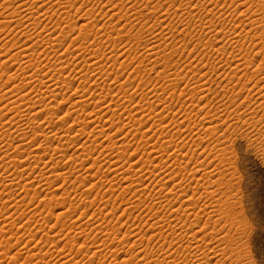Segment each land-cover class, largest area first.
Returning a JSON list of instances; mask_svg holds the SVG:
<instances>
[{"label": "rangeland", "instance_id": "obj_1", "mask_svg": "<svg viewBox=\"0 0 264 264\" xmlns=\"http://www.w3.org/2000/svg\"><path fill=\"white\" fill-rule=\"evenodd\" d=\"M13 1H15L14 2V4L12 5V4H10V8L9 7H6V8H8L9 9V11H8V9H6L5 7L3 8L2 6H0L1 8H0V49H2L3 50V53H4V55H5V57H7L8 56V54H9V52H12V51H14V52H18V49H20L21 47V45L24 43V42H27V41H29L30 40V43L28 42V43H26V44H23L22 46V49L24 48H28L27 46H29V47H31V46H33V51H36V53L37 54H43L42 56H41V58H40V60L41 59H43L44 60V58H46L45 59V61H43V60H38L36 63V66H38V67H36L35 69L36 70H34V71H37V69H38V71H40L39 73H41L42 72V70H43V72L41 73L42 75L43 74H46L48 71L49 72H51V73H53V74H55L54 75V77L55 78H59V71H57L58 69L60 70V66H59V64H58V61H57V59L55 58V57H59V56H61V53H60V55H59V53H57L56 54V56H55V54H54V52H53V50H50L51 49V44H53V43H51V44H48V43H46L47 42V40L48 39H46V37L48 38V36L49 35H51V34H53L52 35V39H55L56 37V39L58 40L59 38H60V36H61V33L60 32H63V31H65V32H67V31H71V29H70V24H68V23H71L74 27H76V30L74 31V32H77V33H79V30L80 29H82V30H80V31H82L83 32V30H87V28L89 27L90 29H92V32H91V30H88L89 31V33H90V35H93L92 37H94V38H92V39H94V40H91L90 41V43L91 42H93V41H95L96 40V44H95V46H96V48L97 49H94L93 48V50H92V52H98L97 54L99 55V57H100V59H99V65H100V68H103L104 67V69L101 71V72H103L104 70H105V72H103V74L105 73L106 75H107V73L108 72H111L112 74L113 73H116V71H119V75L121 74V72H123L121 75H123L124 74V76H122V78H120L119 80H123L124 82L123 83H121V81H118V82H116V84H113V83H115L114 81H113V83H112V81H109V84H108V86L110 85V88L109 87H105V88H103V89H98L97 87L95 88L94 86H92V88H90L91 87V85L93 84V83H95V81L96 80H98L99 79V77H101L100 75H98V74H96L95 73V75H92L93 76V78H91V80H86V82H85V79L83 78V80L81 79L82 77H80V74H79V70H80V67H82L83 66V64H85L84 62H83V60H86L87 58H89V55H91L90 54V52L89 51H87V45H88V47H90V43L88 44L87 42H85L84 40H83V38H81L80 37V39H79V43H77V41L76 40H72L73 42L75 41L76 42V45H75V42L70 46V43H71V41H70V43H68V44H66V42L64 43V46H63V49L66 51L67 50V47L68 46H70V47H68V49H69V51H68V53H70V50H71V53L72 54H74V55H71L70 56V62H71V64H69V65H67L68 63V61L64 64L65 65V67H66V69H69L68 71L69 72H67V73H65V75L64 76H67L68 74H70L69 75V77H67L68 79H66V80H68L69 81V83H70V81L72 82L71 83V85H72V87L71 86H69L70 88H68L70 91H68V89H67V87L65 86V88L67 89V91H66V89L65 88H63L62 90H64V91H62V90H59L58 91V93H62L63 95L61 96V93H60V95H59V97H58V102L55 100L52 104H55V107L51 104V108H50V116H52V114H54V115H57V116H55V118H54V120H55V123L56 122H59L60 120H62L61 118H66L67 120L70 118L69 116H71V121L73 122V121H75V123H72L71 122V124H68V125H66L67 127H69L70 125L72 126V128L71 127H69V128H71V129H73V128H76V130H79V126H78V124L77 125H75L77 122H78V120H79V122H83V123H85V124H90L89 125V127H95V126H102V124H104V121L107 119L106 117H105V115H107V114H114L113 112H116V114H115V120H113V123H115L113 126H111V127H115L116 129H117V127H118V131L116 130V132L119 134L120 132H121V130H123L122 128L120 129V127H119V124L120 123H123V127L124 128H130V131L132 132H129V133H127V136H129V137H131V138H129V137H126L125 135L124 136H122L121 138H120V140L119 141H116L115 139H114V137L116 136V135H118L117 133H112V136H105V133L106 132H110L111 131V128L110 127H108L109 125H112V124H104L103 126H104V129H101V128H99L100 130H103V132L105 131V133H103V134H97L98 136H101V137H99V139H98V141L100 142H98V141H96L97 143H95L94 145H96V144H98L99 143V145L100 146H98V145H96V147H97V149H99V150H102L101 148L103 147L104 148V146H105V144H107V146H108V148L110 149V145L112 144V147H114V150H115V154L114 153H112V152H108V151H106V150H109V149H107V146H106V150L104 151V153H103V155L100 153V151L98 150V152L96 153V155H93V158H94V160H95V158H96V162L94 163V165H96V166H94V168L92 167L91 168V165H93L92 163L94 162V160H93V158H91L92 159V163H91V165H89V168H91L92 169V172H90L91 174L90 175H88L89 173H86L87 171L86 170H84V169H82L83 167H81L80 165H81V163L80 162H82V159H83V157H82V154H81V159L78 157H76L74 160H73V157L71 158L70 156L71 155H73L74 154V151L75 150H77L82 144H83V142H85L87 139L86 138H84V140H83V136L81 137L82 138V140L80 141V143L78 144H76L73 148L71 147L69 150H68V155L65 157V159L63 158L62 159V165H64V168H63V170H61V172H59L60 170H58V172H56V174H58V175H60V179L58 180V178H55V177H50L51 179H47L46 178V176H45V178H42V177H40V175L39 174H37V177H34L33 179H29L30 177H27V176H25V177H23V178H20L19 177V174L16 176V175H12V174H10L9 172L10 171H14V169H12V167H10L9 168V170L6 172V171H3V170H6V168H5V163L6 162H8L10 159L8 158V159H6L5 161V163L2 161L1 162V160L2 159H0V193H2V194H0V215L2 216L1 218H0V220L1 221H3L4 220V218L3 217H5V218H7V217H10L9 218V220H11V221H16V220H18L17 218H19L18 216L19 215H21L22 214V210L24 211V212H26L27 213V217H28V219H29V217L32 215V216H34L33 218H30V220L31 219H34V220H31L32 222H33V226L34 227H32L31 228V230H33V234L36 236H39V240L36 242V249L35 250H33V249H31L32 251L31 252H34L35 254H37L39 251H42V252H39L38 254H37V256L39 257H36L35 259V262L36 261H40L39 262V264H73V263H75V264H77L78 262V264H80V262L83 264H88V261H90L91 259H94L95 258V256H93V257H89V258H87V260H85V259H75V258H77L78 256H79V254H80V252L81 251H83V249H84V247H86V246H88V245H90L91 244V246H93L92 248H96L97 246V243H96V241H97V238H98V241L101 243V244H99V248L97 249V251L100 249V250H103V253H105V254H107L108 256H112V254H114L113 256H114V258L116 259H114V258H112L113 260V262L112 261H110L111 263L110 264H114V260H115V264H119L118 262H120V260H122L120 263H122L123 262V259L124 260H126L127 258H128V254H131V253H133L132 251H133V248H134V246H136V245H138L139 243H138V241H140V242H146L147 241V239H148V241H150L151 239V235H150V233H152L153 231H150V233H148V234H146L147 235V238L146 237H144L143 236V238H142V236H138V234H140V233H138V232H141V230H143L142 232H144V233H147V232H149V231H147V230H149V228H152L154 225L153 224H155L156 225V222H158V220L161 218V217H163V216H167V217H169V218H171L172 220H173V218H172V216L170 215V203H169V201H168V199L166 198V195H164V197H163V195L162 196H160V198L157 196V193H158V195H161V194H165V192H166V194L167 195H171V194H173L176 190V187H177V185H176V187H175V183H173L174 181H176L177 180V178H179V181H180V184H182V185H184L186 188H185V190H187V187H188V189H190V190H192V192H193V189H194V191H197L196 190V188L198 189V188H200L201 186V184H202V180L200 179H196L195 180V184L198 186H196V188L195 187H192V186H190V184H189V182H188V174L187 173H185L186 172V170L184 171V169H183V171L181 170H179V167L181 166V164H179V163H171L170 165L173 167H171L170 165L167 167L168 169H165V167H164V165L162 164V167L160 168V167H158L159 169H156L157 171H159V172H161V175L160 176H157L155 173L157 172L155 169H153V167L154 166H156V165H158L157 163H156V161L158 160V161H160L159 159V157H157V155L155 154V153H152L153 152V150H157V148L159 147V149L161 148V146L163 145L164 146V142H160V140H161V138H163V134H165V133H167L168 134V132H167V130L165 129V131L164 132H161L162 130H161V126L163 125H159L158 123H156V121L158 120V119H156V118H161V119H163L164 118V115H165V112L167 113V115H165V118H164V120L165 119H167L168 120V118L169 117H171L172 115V117H174V119H175V121L177 122V120H176V117H177V114H175L179 109H180V107H181V109L183 110L182 111V113H185L184 112V110L186 111V112H189L188 110H190V115L191 116H193L195 119H196V116H197V114H195L194 112H193V107H195L194 105V103H193V101H196L195 103L196 104H198L199 103V99L197 100V96L200 98V95L199 94H195L196 96L195 97H193V99L191 98V96L190 95H187L186 96V100H185V96L183 97L182 95H181V92H177L176 90H175V88L173 89L174 91H173V93H172V95H170L169 96V103H167V104H165L164 105V107H166V109L168 108L170 111L168 112V110H165V112H158V114H157V110H159V109H157L159 106H154L155 108H151V107H149V104L148 103H153L152 102V100L154 101V100H156L155 102L157 103V104H160L161 102L159 101V99H160V94L161 93H163V92H165V90L167 91V86H169V83H167L166 81H164V79H161L162 77H163V73L166 71L167 73H175V71H176V69L177 68H182L183 67V65H188V64H190V65H188V66H195L196 67V65H199V67H201V66H204L205 67V65L207 66V72L208 73H210L211 74V76H210V74H208V78L207 79H209L210 80V88H211V93H213L212 95L210 94L209 96H211L212 97V99H208L209 101H207V102H210V105L208 104L207 106H205V108H208V107H210V106H213V105H219L218 104V101L216 102V100L214 99V95H216L218 92H221L222 90H223V88H222V90H221V87L218 85L219 84V82H221L222 80H223V78H225L226 77V75L225 74H223V73H225V71H226V68H227V66L228 65H225L226 63H225V61H227L226 59H229L230 58V60H232V57L230 56V57H227L226 55L230 52H228V53H226L225 55H222L221 56V58L222 57H224L223 59H224V63H219V55H218V58H217V56L216 55H213L214 54V52H213V48L212 47H214V46H216L217 44V40L218 39H216V38H213L210 34H209V29H211L212 30V26H211V24H210V20H212V21H214L213 22V24L214 25H216L215 23H217L219 20H220V24H221V19H222V23H224V21H225V16L226 17H228L229 18V20H228V18H227V20L229 21V23H228V25L226 26L225 25V23L222 25V26H225L227 29H228V31L231 29L232 30V28H234L235 30L237 29V26H238V34L240 35L239 36V46L240 47H236V46H238V45H236V46H231V51L233 50V52L235 53H242V54H244V58H245V61L247 62L248 61V57H247V51H248V48H246L245 46L246 45H249L250 46V44H249V42L250 41H254V40H256L257 38H259L260 40H261V42L262 43H264V0H248V3H247V6H243V7H245L244 8V14L242 13V15H241V13H240V15H239V17H238V19L240 20V24L239 25H236L235 24V20H234V17H236V14L239 12V8L238 9H236V8H228V7H225V8H223V10L224 11H226V13L225 12H223V10H222V8H217L218 10H216L215 12L217 13H215V15L213 14V15H211V17L209 16L208 17V21H207V23H209V25L207 24V23H204V21L202 22V21H200L199 20V22H197V20L198 19H194V23L196 24V25H194V23H193V18L191 17V20H190V17L189 16H187V14H188V10H191V8H189V6H186V0H182V3L184 4V6H183V4L180 2V0H177L178 2H175V3H173L172 2V0H108V2H109V4L111 5V4H115V7H110L107 11H105L104 10V7H103V5L100 3V0H91V4H90V6H89V8H88V11L86 12V13H84L83 15H79V13H80V10L79 9H77V15H79V20L81 21V23H83V27L82 28H80V27H77L76 25H77V21H76V19H75V17H73L71 14H70V12L67 14V15H64V14H66L65 12H67V11H65L64 10V5H66V4H64L65 2H63V0H61L62 2H60V3H57L56 1L57 0H45V1H43V3L41 4L39 1L38 2H36L35 0H27L28 1V7L29 8H31L32 6H34L35 8H34V10H32V11H35L36 9V11L35 12H33V14H31L32 13V11L28 8V7H26V8H23V9H29L30 11H26L27 13H29V14H27V15H24V14H26V12L24 11V12H22V13H20V15H18V16H15V17H12V18H10L9 20L8 19H5L7 16H9V14L14 10L13 8L11 9V7H13L14 6V8L17 6V5H19L20 3H22V2H20V0H13ZM17 1V2H16ZM122 1V2H121ZM127 1V2H126ZM134 1V2H133ZM145 1V2H144ZM176 1V0H175ZM190 1V0H189ZM195 1H197V0H195ZM206 1L207 2H211V1H213V0H202L201 2L202 3H206ZM220 1V0H219ZM226 2H225V4H227V3H230L231 2V0H225ZM35 2V3H34ZM44 2H46V4H45V6H44ZM112 2V3H111ZM148 2V3H147ZM150 2V3H149ZM157 2V3H156ZM164 2V3H163ZM166 2V3H165ZM182 4V5H180V3ZM238 2H239V0H238ZM237 2V3H238ZM252 2H253V4H252ZM18 3V4H17ZM32 3V4H31ZM134 3V5L132 6V4ZM146 3V4H145ZM161 5H160V4ZM180 6H178L177 4ZM197 3V2H196ZM261 3V4H260ZM16 4V5H15ZM23 4V3H22ZM31 4V6H29ZM34 4H36V5H34ZM40 4H41V6H43V9L41 8V6H40ZM61 4V5H60ZM69 7H70V5H71V2H70V0H69ZM68 4L66 5L67 7H68ZM129 4H130V7L132 6V7H134L135 6V8H134V13H133V11L131 10L130 11V7H129ZM149 4H150V6H149ZM158 4V5H157ZM166 4V5H165ZM173 4H176L175 6L173 5ZM259 4V5H258ZM0 5H1V2H0ZM12 5V6H11ZM38 5V6H37ZM83 3H81V9L83 8ZM138 5V6H137ZM169 5V6H168ZM172 5V6H171ZM251 5V6H250ZM7 6H9V4H7ZM50 6V7H49ZM63 6V7H62ZM72 6V5H71ZM124 6V7H123ZM137 6V7H136ZM168 6V7H167ZM174 7V8H171V7ZM186 6V7H185ZM197 6V5H196ZM202 6V7H201ZM242 6V5H241ZM121 7H123V8H121ZM128 7V8H127ZM158 7V8H157ZM160 7V8H159ZM178 7L180 8V10H178L177 11V9H178ZM183 7V8H182ZM187 8V9H185V8ZM200 7L201 8H203L204 6L201 4L200 5ZM51 10H50V9ZM60 8V9H59ZM71 8V7H70ZM69 8V9H70ZM114 8V9H113ZM170 8V9H169ZM177 8V9H176ZM189 8V9H188ZM248 10H247V9ZM256 8H257V11H256ZM258 8H260V9H258ZM22 9V8H21ZM20 9V10H21ZM23 9H22V11H23ZM33 9V8H32ZM183 9V10H182ZM231 9V10H230ZM237 11H236V10ZM255 9V10H254ZM94 10V11H93ZM113 10V11H112ZM141 10V11H140ZM155 12H154V11ZM156 10H157V12H156ZM185 10V11H184ZM222 10V11H221ZM234 10V11H233ZM7 11V12H6ZM45 11H47V12H44ZM57 11V12H56ZM64 11V12H63ZM126 11H129V14H128V12L126 13ZM164 11H165V13H164ZM169 11V12H168ZM187 11V12H186ZM192 11V10H191ZM231 11H233L232 13H230ZM245 11H249V12H245ZM255 11V12H254ZM263 11V12H262ZM31 12V13H30ZM41 12H43V14L44 15H41ZM179 12H185L184 14H183V16L182 15H179V14H174V13H179ZM47 13V14H46ZM63 13V14H62ZM130 13H132V14H135V16L134 15H132V14H130ZM156 13H157V15H156ZM162 13V14H161ZM218 13H219V15H218ZM225 13V14H224ZM252 13V14H251ZM6 14H8V15H6ZM23 14V15H22ZM39 14V15H38ZM54 14V15H53ZM161 14V15H160ZM167 14H168V16H167ZM29 15H30V17H29ZM113 15V16H112ZM129 15V16H128ZM148 15V16H147ZM170 15V16H169ZM228 15V16H227ZM231 15V16H230ZM246 15V16H245ZM251 15V16H250ZM5 16V17H4ZM23 16V17H22ZM24 16H26L27 18L25 19V17ZM47 16V17H46ZM113 18H112V17ZM123 16L124 17H126L125 19H128V21H126L125 19H123ZM128 16V17H127ZM144 17V19L142 18L140 21H139V19H140V17ZM148 17V18H146L147 19V21H146V19H145V17ZM151 16V17H150ZM172 16V17H171ZM177 16V17H176ZM185 16H187V17H185ZM221 18H220V17ZM249 16V17H248ZM52 17V19H50L49 20V18H51ZM119 17V18H118ZM121 17V18H120ZM130 17V18H129ZM138 18V20H137V18ZM182 17V18H181ZM185 17V18H184ZM251 17V18H250ZM3 18H4V20L6 21L4 24H6V23H8V22H10L11 20H13V21H11V24L14 22V24L13 25H11V28H5V27H7V26H5V25H3V24H1V22L3 23L4 22V20H3ZM28 18H30L29 20H28ZM89 18H90V20H89ZM165 20H164V19ZM218 18V20L216 21V19ZM246 18V19H245ZM21 19V20H20ZM56 19V20H55ZM65 19V20H64ZM151 19V21H148V20H150ZM180 19V20H179ZM224 19V20H223ZM60 20V21H59ZM117 20H118V22H117ZM122 20V21H121ZM139 21V22H137V21ZM145 20V21H144ZM166 20H168L169 21V23L166 21ZM233 20V21H232ZM252 20V21H251ZM17 21V22H16ZM37 23H36V22ZM59 21V22H58ZM97 21H99L100 22V24H107V25H105V26H102V27H100L99 26V24H97ZM113 21H115V22H117L116 24H119V29H121L120 28V25H121V22H122V24L125 26V24L126 25H132V28H134V24L133 23H139V25H135L136 27V29L134 28L132 31H131V28H129V27H125V29H124V31L126 30V35L125 36H123L122 38H116V42L113 44V42L115 41V38H114V40H113V42L111 43V44H106L107 46H100V45H97L98 43H100V42H102L101 40H99V41H97L99 38L101 39L102 37H99V35L100 36H102L101 35V33L103 34L104 32H106V31H104V27H106V26H108V27H106V28H108L109 30H110V27H109V25H113L114 23H113ZM130 21V22H129ZM135 21V22H134ZM216 21V22H215ZM50 22V23H49ZM124 22H125V24H124ZM145 22V23H144ZM256 22V23H255ZM19 23V24H18ZM25 23L28 25L27 27H24V25H25ZM29 23V24H28ZM35 23V24H34ZM46 23V24H45ZM57 23H59L58 25H57ZM111 23V24H110ZM128 23V24H127ZM130 23V24H129ZM136 23V24H137ZM254 23L256 24V25H254ZM32 24V25H31ZM109 24V25H108ZM157 24V25H156ZM163 24V25H162ZM192 24H193V26H192ZM198 24H199V26L200 27H197L198 26ZM201 24V25H200ZM245 24H247V26L245 25ZM3 25V26H2ZM17 25V26H16ZM35 25V26H34ZM84 25H85V27H84ZM162 25V26H161ZM165 25H166V27H165ZM14 26V27H13ZM58 26V27H57ZM156 26V27H155ZM177 26H182L183 28H184V32L183 33H179L178 32V30H177ZM187 26V27H186ZM205 28H209L208 30V35H207V39H206V37H205V32H204V30L203 29H205ZM208 26H210V27H208ZM236 26V27H235ZM1 27H3V28H1ZM19 27V28H18ZM42 27V28H41ZM47 27V28H46ZM154 27V28H153ZM203 27V28H202ZM245 27V28H244ZM14 28V29H13ZM35 28H37V30L35 29ZM65 30H64V29ZM88 28V29H89ZM99 28V29H98ZM101 28H103V30L101 29ZM105 28V29H106ZM129 28V29H128ZM142 28V29H141ZM151 28V29H150ZM164 28V29H163ZM189 28H191V30H189ZM199 28V29H198ZM202 28V29H201ZM251 29V31H249L248 29ZM3 29V30H2ZM9 29H11V30H9ZM25 29V30H24ZM34 29L36 30V31H34ZM46 29V30H45ZM54 29V30H53ZM101 29V30H100ZM138 29V30H137ZM152 29H155V30H152ZM19 30V31H18ZM98 30H100V33H99V31ZM107 30V29H106ZM127 30H130V32L128 31L127 32ZM152 30V31H151ZM3 31V32H2ZM28 33H27V32ZM102 31V32H101ZM123 31V32H124ZM242 31V32H241ZM18 32V33H17ZM22 32L26 35V36H28V37H25V35H23L22 34ZM95 32H96V35H95ZM158 32V33H157ZM27 33V34H26ZM58 33H60L59 35H58ZM84 33V32H83ZM97 33H99V34H97ZM153 33V34H152ZM253 33H256V35L254 36L253 35ZM30 34V35H29ZM70 34L72 35V33L70 32ZM79 34H81V32L79 33ZM155 34V35H154ZM247 36H246V35ZM21 35H23V36H21ZM39 35V36H38ZM70 35V36H71ZM153 35V36H152ZM184 36V39H180L179 40V45H177V39L179 38V36ZM241 35L243 36V37H241ZM13 36V37H12ZM56 36V37H55ZM172 36V37H171ZM14 38V40L16 41H12V38ZM99 37V38H98ZM136 37V38H135ZM156 37V38H155ZM191 37V38H190ZM11 38V39H10ZM28 38V39H27ZM44 38V39H43ZM173 38V39H172ZM243 38V39H242ZM17 39V40H16ZM55 39V42L54 43H59V41H57ZM82 39V40H81ZM152 39H153V41H152ZM156 39V40H155ZM158 39V40H157ZM210 39V40H209ZM3 40V41H2ZM8 40H10L9 42H7ZM31 40H32V42H31ZM69 40V38L67 39V41ZM149 40V41H148ZM171 40V41H170ZM241 40V41H240ZM6 41V42H5ZM128 41V43H126ZM185 41H188L189 43H191V42H195V44H194V47H192L191 49H189L188 48V44H186L185 43ZM13 44H12V43ZM15 42V43H14ZM35 42V43H34ZM39 42V43H38ZM83 42V43H82ZM84 42L86 43V44H84ZM103 42H105V41H103ZM175 42V43H174ZM207 42V43H206ZM209 42V43H208ZM215 44H213V43ZM131 43V44H130ZM198 43H199V45H198ZM201 43V44H200ZM203 43V44H202ZM205 43L207 44V45H205ZM220 43V42H219ZM241 43V44H240ZM244 43V44H243ZM8 44V45H7ZM16 44V45H15ZM33 44V45H32ZM43 44V45H42ZM84 44V45H83ZM112 44H113V47H112ZM146 44H149V45H147L146 46ZM150 44H151V46H150ZM156 44V45H155ZM157 44H158V46H157ZM159 44H161V45H159ZM208 44L210 45V46H208ZM214 46H213V45ZM59 45V44H58ZM58 45H56V46H58ZM83 45V47H85V49H80L79 47H81ZM92 46H93V44H91ZM156 46L157 48L159 47V52H160V54L158 55V56H156V57H152V58H150V56L149 57H147V50H149V48H151L152 46ZM166 45H169V46H166ZM173 45V46H172ZM197 45H198V47H197ZM202 45V46H201ZM242 45V46H241ZM17 46V47H16ZM26 46V47H25ZM40 46V47H39ZM50 48H49V47ZM73 46H75V50H73ZM203 46H204V48H203ZM11 47H13V48H11ZM15 47V48H14ZM82 47V48H83ZM101 47V48H100ZM144 47H146V48H144ZM168 47V48H167ZM171 49H170V48ZM203 48V52H199V53H197V49L198 48ZM230 47V46H229ZM44 48V49H43ZM120 48V49H119ZM138 48V49H137ZM156 48V49H157ZM175 48V49H174ZM235 49V51H234V49ZM79 49V50H78ZM91 49H92V47H91ZM99 49L101 50V51H99ZM114 49V50H113ZM144 49H145V51H144ZM164 49V50H163ZM239 49L241 50V51H239ZM84 50V51H83ZM112 50V51H111ZM162 50H163V52H162ZM166 50V51H165ZM205 50V51H204ZM209 50H211V51H209ZM44 51V52H43ZM48 51H49V53H50V51H51V53L50 54H54L53 56L52 55H47L46 53H48ZM73 51V52H72ZM110 51V52H109ZM126 51V52H125ZM176 53H175V52ZM261 51H264V48H262L261 49ZM39 52H42V53H39ZM46 52V53H45ZM88 52H89V54H88ZM103 52V53H102ZM108 52V53H107ZM143 52V53H142ZM165 52V53H164ZM205 52V53H204ZM210 52V53H209ZM111 53V54H110ZM115 53V54H114ZM122 53H124L125 55H124V57H122V56H120L121 58H119V57H117V56H119V55H122ZM129 53V54H128ZM185 53H187V55H185ZM193 53H197L196 54V57L193 59L192 58V54ZM211 53H213L212 55L214 56H212L211 55ZM235 53V54H236ZM47 56H46V55ZM82 54V55H81ZM93 54V53H92ZM127 54H128V56H127ZM163 54V55H162ZM16 55V54H15ZM15 55H13V56H15ZM58 55V56H57ZM77 55H79V57L78 58H75L74 56H77ZM104 55H105V58H104ZM140 55V56H139ZM237 55V54H236ZM80 56H82V57H85V59H81V57ZM111 56V57H110ZM127 56V57H126ZM136 56V57H135ZM145 56V57H144ZM212 56V57H211ZM216 56V57H215ZM10 57H12V56H8L7 57V59H9ZM49 57V58H48ZM52 57V59H50ZM118 58V59H116V61H112V60H115V58ZM130 57V58H129ZM13 58V57H12ZM17 59H15V58H13V60H11V58L9 59L10 60V62L8 63L7 61H6V66L7 67H9V68H12L13 67V65H14V67L15 68H19V63L18 62H20V61H18V59L20 60V58L19 57H16ZM50 59V60H48V59ZM74 58V59H73ZM104 58V59H103ZM108 58L109 59H111V61H107L108 60ZM124 58H128V60L129 61H126V65L127 66H129L128 68H127V70H123L124 68H121L120 66H119V63H122L121 61H123V60H126V59H124ZM139 58V59H138ZM202 58V59H201ZM216 58V59H215ZM75 59H78V60H75ZM120 59V60H119ZM152 59H154V60H152ZM204 59V60H203ZM207 59V60H206ZM8 60V61H9ZM48 60V61H47ZM81 60V61H80ZM100 60H102V61H100ZM117 60H119V61H117ZM133 60H134V62H133ZM229 60V61H230ZM239 60V59H238ZM16 61H17V63H16ZM40 61V62H39ZM49 61H52L51 63L49 62ZM105 61H107V62H105ZM137 61V62H136ZM145 61V62H144ZM156 61V62H155ZM193 61V62H192ZM202 61H204L203 63H202ZM210 61V62H209ZM39 62V63H38ZM73 62V63H72ZM76 62L77 63H80L79 64V66H77V64H76ZM102 62V63H101ZM115 62V63H114ZM143 63V64H138V63ZM166 62V63H165ZM207 62V63H206ZM112 63V64H111ZM117 63H118V65H117ZM129 63V64H128ZM146 63H147V65H146ZM199 63V64H198ZM212 65H211V64ZM230 63V62H229ZM231 63H232V61H231ZM17 64V65H16ZM42 64V65H41ZM45 64V65H44ZM57 64V65H56ZM137 64V65H136ZM156 64V65H155ZM194 64V65H193ZM196 64V65H195ZM5 65H2V66H0V68H3V67H5ZM12 65V66H11ZM75 65V66H74ZM103 65V66H102ZM140 66V67H137V66ZM211 65V66H210ZM220 65V66H219ZM223 67H222V66ZM11 66V67H10ZM44 66H47V67H44ZM57 67V69H56V67ZM73 66V67H72ZM112 66H113V69H112ZM119 66V67H118ZM144 66H146V67H144ZM150 66V67H149ZM155 66V68L153 69V67ZM178 66V67H177ZM218 66V67H217ZM234 65H232V67H233ZM50 67V68H49ZM54 67V68H53ZM69 67V68H68ZM143 69H142V68ZM225 67V68H224ZM242 67H243V65H242ZM15 68H13L12 70V72L10 73V74H13L12 76H20V77H24L23 76V73L21 72V71H17V69L15 70ZM40 68H42V69H40ZM47 68H49V69H47ZM107 68V69H106ZM120 68V69H119ZM134 68V69H133ZM142 69L141 71H140V69ZM146 68V69H145ZM163 69V71H160V72H157L156 70L157 69ZM210 68H212V69H210ZM218 68H219V70H218ZM223 68V69H222ZM229 68H230V64H229ZM52 69V70H51ZM72 69V70H71ZM135 69H139L138 70V72L140 71V73L141 74H139V75H137V70H135ZM151 69V70H150ZM172 69V70H171ZM183 69H184V67H183ZM183 69L180 71V72H183ZM210 69V70H209ZM214 69H216V70H214ZM225 69V70H224ZM241 69V68H240ZM244 70V72H245V74H244V76H242L241 74H240V77L242 78V82L244 83V80H245V82H247V84H249L251 81H252V79H255V77H256V73H252L251 75H249L248 74V72H249V70L247 69V68H243ZM111 70V71H110ZM133 70H135V72H133L134 73V75H133V73H131ZM145 70V71H144ZM149 70V71H148ZM217 70H218V73H216L217 72ZM37 71V72H38ZM54 71H57V73L56 72H54ZM106 71H108V72H106ZM113 71H115V72H113ZM152 71V72H151ZM213 72V71H216L215 73L213 72V73H211V72ZM222 71H224V72H222ZM14 72H16V75L14 74ZM71 72V73H70ZM125 72V73H124ZM144 74H143V73ZM146 72V73H145ZM149 72V73H148ZM185 72V71H184ZM183 72V73H184ZM220 72V73H219ZM19 73V74H18ZM21 73V74H20ZM53 74H49L50 75V77H53ZM78 74V75H77ZM104 74V75H105ZM108 74H110V73H108ZM131 74V75H130ZM147 74H149L148 76H147ZM153 74H155V76H156V79L155 80H153L152 79V75ZM217 74H219L220 76L218 77V75L216 76ZM222 74V75H221ZM27 75H29L28 73H27ZM26 75V76H27ZM31 75V74H30ZM142 75V76H141ZM145 75V76H144ZM61 76V75H60ZM73 76V77H72ZM76 78H75V77ZM77 76H79V77H77ZM90 76H91V74H90ZM129 76V77H128ZM134 76V77H133ZM192 76V77H191ZM191 76L189 75V77L187 78V79H190V81H192V82H195L193 79V74H191ZM225 76V77H224ZM247 76H249V77H247ZM252 76V77H251ZM255 76V77H254ZM95 77H97V78H95ZM127 77V78H126ZM132 79H131V78ZM218 77V78H217ZM63 78V77H62ZM129 78V79H128ZM191 78H192V80H191ZM72 79V80H71ZM79 81H78V80ZM96 79V80H95ZM101 79V80H100ZM99 80H98V83L100 82H103L102 81V77L100 78ZM185 80L184 81V83L182 84L183 86L184 85H187L186 83H188V84H192V82H190V81H188V80ZM247 79V80H246ZM248 79H249V82H248ZM251 79V80H250ZM264 77H262V78H260V79H256V83L255 84H253L252 86L254 87L255 85H257V84H259V85H257V87H254L252 90L253 91H251V92H248V91H250V90H247L246 89V91L244 90L243 91V93H241L242 95H244V97H245V103H247L248 104V107L245 109V114L244 115H250L251 113H252V111L254 110L253 108H255L256 110H258L259 108V111H258V113H257V111H256V113L254 114V117H256V118H253V116L252 115H250V117H251V120H252V123L249 121V123H251V125H252V128H251V130H247V124H245V129L244 128H241V129H237V132L236 133H233V135L231 136V137H229V141H228V147L226 148L227 150H228V152L227 151H225L224 153H222V151H220L221 153H220V155H219V152H215V151H212V150H210V148L208 149L209 151H212V152H210V153H215V160L213 161V163H215V165H216V167H215V169H214V171H216L217 173H219V175H220V180H218V181H216V192H212V195H210L211 193V191L207 188V187H205V190H204V192L202 193V196L203 197H201V199H207V198H209V197H216V194H217V192H219L220 194H221V196H220V198L219 199H208V203L207 204H204V203H200L199 202V200H196L197 199V197H196V195H193V200H196L197 201V204L199 205V208L201 207L202 208V210L204 209V208H207L206 209V211L205 210H203V212L205 211L206 212V214L204 215V213H203V217L202 216H200V214H199V211L197 210V208H196V205L195 206H193V207H195L194 208V211L191 209V213H192V215L190 216V218H189V221H188V223H187V226L190 224V226L191 225H193L194 223L196 224L197 223V221L199 220H201V219H203V224L201 225V227H202V229H203V227H204V229H207L209 226H212V228H213V226H214V228L213 229H215V226H217V225H219V219H216L215 221L213 220V217H215V216H219L220 217V219H223L224 221H225V223H224V225H223V227H227L229 230H230V232H229V235L226 237L227 238V241L229 242V244L230 245H233V252L235 253V252H237V253H242L241 255V257H242V261H243V263H245V264H264V158H261V153H264V126H262V127H256V125L257 124H261V125H264V109L262 110L261 109V107L263 106L262 104H263V100H264V89L263 88H261V87H264ZM66 81L65 80V77H64V79H62L61 80V82L62 81ZM77 80V81H76ZM82 82H81V81ZM132 80V81H131ZM158 80V81H157ZM163 80V81H162ZM204 80V79H203ZM202 80V81H203ZM213 80V81H212ZM258 80V81H257ZM6 81L7 80H1L0 82V86L2 87V89L5 91V88H6V86H7V84L9 83V82H7L6 83ZM27 81H28V77H27ZM29 81H30V79H29ZM94 81V82H93ZM125 81L127 82V83H125ZM141 81V82H140ZM212 81V82H211ZM216 81V82H215ZM12 82V81H11ZM78 82H80V83H78ZM92 82V84L90 85V83ZM129 82H131V83H129ZM132 82H134L133 84H135L136 85V87L135 88H137L136 90L134 89V88H132L131 87V89H129L130 88V86L131 85H133L132 84ZM159 82V83H158ZM223 82L225 83L226 82V79H224L223 80ZM237 82V81H236ZM241 82V83H242ZM259 82V83H258ZM86 83V84H85ZM120 83V84H119ZM126 84V85H123V84ZM212 83V84H211ZM3 84H5V85H3ZM84 84V85H83ZM137 84H138V86H137ZM234 85H236L235 84V82L233 83ZM233 84H231V85H233ZM112 85V86H111ZM128 85H130V86H128ZM164 85V86H163ZM165 85H166V88H165ZM175 85H178L177 83L175 84ZM74 86V87H73ZM83 86H85V87H83ZM90 86V87H89ZM115 86V87H114ZM120 86L121 87H123V88H120ZM126 86V87H125ZM158 86V87H157ZM217 86V87H216ZM0 87V88H1ZM75 87H77V90H76V88ZM79 87V88H78ZM129 87V88H128ZM140 87V88H139ZM161 87V88H160ZM164 87V88H163ZM234 87V86H233ZM232 87V88H233ZM72 88V89H71ZM74 88V89H73ZM87 88V89H86ZM108 88H109V90H108ZM126 88V89H125ZM151 89V91H148V89ZM168 88H170V87H168ZM182 88V87H181ZM229 88H230V91H231V86H229ZM260 88V90H258ZM81 91H80V90ZM95 89V90H94ZM96 89H97V91H96ZM118 89V90H117ZM120 89V90H119ZM125 89V90H124ZM135 91H137V92H135ZM263 89V90H262ZM75 90L76 91H78V92H76L75 93ZM83 90V91H82ZM85 90V91H84ZM101 90H103L102 92V94L100 93L101 92ZM113 90V91H112ZM221 90V91H220ZM66 91V92H65ZM92 91H94V93L92 92ZM125 91H127L126 92V96H124V92ZM146 91V92H145ZM64 92V93H63ZM72 92H73V95H72ZM83 92V93H82ZM89 92V93H88ZM96 92V93H95ZM99 92V93H98ZM117 92H118V94H117ZM135 92V93H134ZM144 92V93H143ZM217 92V93H216ZM253 92H255V97L252 95V93ZM259 92V93H258ZM68 93V94H67ZM86 93V94H85ZM92 93V94H91ZM107 93V94H106ZM120 93V94H119ZM142 93V94H141ZM153 93H155V95H153ZM235 93V92H234ZM234 93H232V92H230L229 93V97H231L232 99H234V96L236 97V95H232V94H234ZM69 94H71V95H69ZM78 94V95H77ZM84 95L85 94V96L86 97H88V99L87 98H84L85 100H89V99H92V98H95V101L96 100H99V97H100V101H102L104 98H105V96L107 97V98H105L106 100H103V102H104V104H105V101H107L106 102V104L105 105H107V107L105 106V105H101L100 104V106L98 107V106H96V109L95 108H92V111H96L95 112V114L94 115H90V112L92 113V111H91V108H89V110H87V111H84V113H83V109L81 108V106H79V105H74V102H77L78 100H79V97L81 96V95ZM91 94V95H90ZM98 94V95H97ZM100 94V95H99ZM131 94L132 95H134L132 98L130 97L131 96ZM137 94H138V96H137ZM236 94V93H235ZM93 95V96H92ZM96 95V96H95ZM129 95V96H128ZM177 95H179V97H177ZM232 95V96H231ZM261 95V96H260ZM263 95V96H262ZM61 96V97H60ZM70 98H69V97ZM76 96H78V97H76ZM119 96H120V98H119ZM137 96V97H136ZM149 96H151V97H149ZM154 96V97H153ZM158 96V97H157ZM176 96V97H175ZM189 96H190V98H189ZM64 97V98H63ZM69 98V99H67V98ZM75 97H76V99H75ZM90 97V98H89ZM130 97V98H129ZM140 97V98H139ZM248 97H249V99H248ZM62 98V99H61ZM74 98V99H73ZM109 98V99H108ZM114 98V99H113ZM118 98V99H117ZM134 98V99H133ZM146 98V99H145ZM157 98V99H156ZM177 98V99H176ZM231 98H228V100L230 101V102H232L233 100L231 99ZM66 99H67V102H66ZM108 99V100H107ZM122 99V100H121ZM127 99V100H126ZM132 99V100H131ZM143 99H144V101H147V102H144L143 101ZM172 99V100H171ZM192 99V100H191ZM227 99V98H226ZM247 99V100H246ZM65 100V101H64ZM118 100V101H117ZM140 100V101H139ZM158 100V101H157ZM225 100V99H224ZM117 101V102H116ZM127 101V102H126ZM131 101V102H130ZM134 101H135V103H134ZM151 101V102H150ZM183 101V102H182ZM192 101V102H191ZM249 101V102H248ZM45 102H50L49 100H45ZM60 102H63V103H61V105H63L62 107H61V105H60ZM117 104H116V103ZM119 102V103H118ZM126 102V103H125ZM130 102V103H129ZM201 102H203V101H200V103ZM262 102V103H261ZM4 103L5 102H1L0 103V107L2 106V105H4ZM65 103V104H64ZM110 104V106H112L109 110H111L110 111V113H109V110H108V105ZM148 104V106L147 107H145L147 104ZM183 103V104H182ZM199 103V104H200ZM251 103V104H250ZM257 103H258V105H257ZM57 104V105H56ZM114 104V105H113ZM121 104V105H120ZM154 105H157V104H155V103H153ZM176 104V105H175ZM192 104V105H191ZM194 104V105H193ZM261 104V105H260ZM58 105H59V107H58ZM142 105V106H141ZM191 105V106H190ZM257 105V106H256ZM53 106V107H52ZM83 106V105H82ZM117 106V107H116ZM132 106H134V107H132ZM174 106H176V108L178 109V110H176V112L175 111H173L172 109H173V107ZM193 106V107H192ZM56 107L58 108V109H56ZM73 107H74V109H73ZM80 107V109H78ZM102 107V108H101ZM104 107V108H103ZM138 107V108H137ZM183 107V108H182ZM188 107V108H187ZM227 107V106H226ZM9 109L10 108H12V106H9L8 107ZM26 108V106H22V108H21V111H24V109ZM55 108V109H54ZM116 108H118V109H116ZM131 108V109H130ZM132 108H134L133 110H132ZM144 108L147 110V117L145 116V115H143V114H145L143 111H145L144 110ZM149 108H151L150 110H151V112L149 111ZM249 108V109H248ZM8 109V110H9ZM51 109H54L53 111L51 110ZM94 109V110H93ZM99 109V110H98ZM113 109V110H112ZM136 109H139V111L140 110H143V111H140L139 113L138 112H136L135 110ZM180 109V110H181ZM193 109V110H192ZM253 109V110H252ZM57 112H56V111ZM75 110H76V112H75ZM78 110V111H77ZM85 110V109H84ZM116 110V111H115ZM130 110V111H129ZM179 110V111H180ZM217 111L219 110L218 108L216 109ZM252 110V111H251ZM34 112H33V114H32V116H33V118H32V116H30V115H28V118H31V123L35 120V123H33L32 125H33V127H35V126H38V124H39V119H43L44 117H45V115L48 113H44V116L43 115H39V117L38 116H34V114L36 113V110H33ZM55 111V112H54ZM123 111V112H122ZM128 111V112H127ZM132 111V112H131ZM156 111V112H155ZM191 111H192V113L194 114H192L191 113ZM246 111H248V112H246ZM263 111V112H262ZM8 111L7 110H4L2 113L3 114H6ZM107 112V113H106ZM124 112H126V113H124ZM130 112V113H129ZM156 113V114H154V113ZM251 112V113H250ZM86 113V114H85ZM123 113V114H122ZM128 113V114H127ZM133 113H135V116H134V114ZM136 113L138 114V115H136ZM143 113V114H142ZM152 113V114H151ZM163 113V115H161ZM178 113V112H177ZM181 113V111L179 112V114ZM246 113H248V114H246ZM105 114V115H104ZM129 114H131V116L129 115ZM141 114V115H140ZM208 114V113H207ZM65 115H67V116H65ZM81 115V116H80ZM102 115V116H101ZM121 115H123V116H121ZM148 115L149 116H151V118H148ZM155 115H157L156 117H155ZM159 115H160V117H159ZM170 115V116H169ZM210 115V114H209ZM256 115V116H255ZM43 118H42V117ZM63 116V117H62ZM73 116V117H72ZM79 116H80V118H79ZM97 116H99V117H97ZM101 116V117H100ZM108 116H110L109 118H112V115H108ZM136 116H139V119H137L136 118ZM163 116V117H162ZM261 116V117H260ZM263 116V117H262ZM38 117V118H37ZM61 117V118H60ZM75 117V118H74ZM83 117H84V119H83ZM97 117V118H96ZM131 117H133V118H131ZM154 117V118H153ZM171 117V118H172ZM57 118V119H56ZM96 120H95V119ZM118 118H120L119 120L121 121H119L118 120ZM131 118V119H130ZM144 118V119H143ZM153 118V119H152ZM260 118H263V120L262 119H260ZM38 119V120H37ZM59 119V121H57ZM75 119V120H74ZM93 119V120H92ZM99 119H100V121H99ZM126 119V120H125ZM141 119V120H140ZM147 121H146V120ZM151 119V120H150ZM173 118H172V120H174ZM253 119H255V120H253ZM258 119L260 120L259 122H258ZM82 120V121H81ZM96 122H95V121ZM104 120V121H103ZM130 120V121H129ZM135 120H137V121H135ZM139 120V121H138ZM142 120H145L144 122L142 121ZM154 120V121H153ZM262 120V121H261ZM29 121V120H28ZM65 121V120H64ZM88 121H89V123H88ZM95 123H94V122ZM119 123H118V122ZM254 121H256L255 123H253ZM87 122V123H86ZM98 122V123H97ZM133 122V123H132ZM136 122H137V124L138 125H141V129H143V128H145L144 126H148V129H149V131H152V135H153V137H151V136H148V133L146 132H142V131H140L141 129H138L139 127H137V124H136ZM142 122V123H141ZM92 123V124H91ZM118 123V124H117ZM135 123V124H134ZM141 123V124H140ZM149 123V124H148ZM202 123H203V121H202ZM66 124V123H65ZM65 124H61V123H57V125H56V127H59L60 125L62 126V125H65ZM73 124V125H72ZM81 124V123H80ZM79 124V125H80ZM98 124V125H97ZM145 124V125H144ZM152 124V125H151ZM155 124V125H154ZM201 124V123H200ZM199 124V125H200ZM131 125V126H130ZM142 125H144V126H142ZM198 125V126H199ZM219 124H217V126H218ZM255 125V126H254ZM47 126V127H46ZM78 126V127H77ZM130 126V127H129ZM157 126H158V128H157ZM16 127H18V126H16ZM15 127V128H16ZM47 129H46V128ZM52 127V126H51ZM51 127L50 126H48V124L46 123L45 124V126H44V128L46 129V132L47 133H49L50 135H53L55 132H52L53 131V129H57L56 127H52V129H51ZM109 129H108V128ZM152 127V128H151ZM190 128H191V126H189ZM38 128V127H37ZM106 128V129H105ZM190 128H188V129H190ZM255 128V129H254ZM108 129V130H107ZM158 129V130H157ZM162 129H163V127H162ZM188 129L186 130V131H188ZM49 132H48V131ZM136 130H138V132L136 131ZM30 134V136L32 135V131H31V129H28L27 130ZM159 131V132H158ZM174 130H172V132H173ZM210 131H212V129L210 130ZM261 131V132H260ZM137 132V133H136ZM239 132V133H238ZM136 133V134H135ZM161 133V134H160ZM145 134V135H144ZM154 134H156L155 136H154ZM79 135V134H78ZM142 135V136H141ZM146 135H147V139H145V137H146ZM98 136H96L95 135V137H97L98 138ZM104 136H105V138H104ZM159 136H160V138H159ZM173 136H174V134L172 135V138H171V136L168 134V138L171 140V139H173L174 140V138H173ZM94 136H92L91 137V139L93 140L94 138H93ZM103 137V140L104 141H102V138ZM137 137H139V139H137ZM143 137V138H142ZM201 137L203 138V137H205V136H202L201 135ZM112 138V139H111ZM127 139V140H125V139ZM190 138V139H189ZM106 139V140H105ZM122 139V140H121ZM133 139H136L137 141H133ZM141 139H142V141H141ZM175 139H177L176 137H175ZM192 139H194L193 137H188V139H186V140H183V141H188V140H192ZM91 140V141H92ZM144 140V141H143ZM147 140V141H146ZM152 140V141H151ZM91 141L88 143V146H90V144H91ZM101 141H102V143H103V145L101 144ZM114 141V142H113ZM123 141H127V143L129 142L130 143V146H132L133 144V142L135 143V146H136V148H134V151H133V153H132V155L131 154H128V155H130L132 158H133V156H135V154L137 153H141V155L143 156V158H142V156H140L141 158L139 159V164H138V160H136V164L137 165H140V168L137 170V166H135L134 167V165L133 166H131L132 165V163H131V161H132V158L130 157V156H128L127 155V153L126 154H124L125 156L127 155V159H123L125 156H122L121 157V161H120V164L124 167L123 168V170L122 171H119V172H117L116 173V171H114V169L116 170V166L114 165V163H115V161H118V160H120L119 158H120V156H121V153H120V151H119V147H117V144H122V142ZM139 141H141V142H139ZM157 141V142H156ZM162 141V140H161ZM143 142H145V143H143ZM147 142V143H146ZM161 143L160 145H159V143ZM195 142V141H188L187 143H188V146H187V149H188V151H189V153L191 154V158L192 159H195L196 157H195V152H197V151H201V152H205L206 150H205V148H202V146L201 147H197L198 149L197 150H195L194 151V149H196L195 147V145L193 144V143ZM6 143V142H5ZM138 143V144H137ZM141 143V144H140ZM155 143H157L156 145H155ZM163 143V144H162ZM9 143H8V141H7V144H2V145H4V147H2L4 150H6V148L8 147V149L10 148L9 146H7ZM42 144V143H41ZM146 144V145H145ZM148 144H151L150 146L148 145ZM154 144V145H153ZM195 144H199V143H197V142H195ZM102 145V146H101ZM192 145H194V147H191L190 149H189V147L190 146H192ZM5 146H6V148H5ZM16 146H17V144H16ZM141 146V147H140ZM153 146V147H152ZM198 146V145H197ZM76 147H78V148H76ZM152 147V148H151ZM154 147H156L155 149H153ZM1 148V147H0ZM1 148V149H2ZM141 148V149H140ZM148 150H150L151 151V153H149L150 151H148ZM202 150H201V149ZM2 149V150H3ZM7 149V150H8ZM135 149H136V151H135ZM6 150V151H7ZM12 152H11V151ZM10 150H9V154H10V157L11 156H16L17 155V159L18 160H21V162H25L24 164L26 165V164H31V165H33V166H39V163H37L35 160H37L36 158H34L33 156H35V154H30L32 151H31V149H30V153L28 152V150L27 149H22V150H20V152L19 151H17L15 154H14V150L13 149H11L10 148ZM25 150H27L26 152H25ZM39 150V154H43V152H42V150H41V148L40 149H38ZM74 150V151H73ZM79 150V149H78ZM148 152H147V151ZM193 150V151H192ZM204 150V151H203ZM206 151V152H208L209 153V151ZM1 151V150H0ZM6 151H2V153L4 154V153H6ZM143 151H145V152H143ZM102 152V151H101ZM12 153V154H11ZM30 154V156H29V154ZM100 154V156H99V154ZM110 155H109V154ZM118 153V154H117ZM218 153V154H217ZM3 154L1 155L0 154V156H3ZM22 154V155H21ZM26 154H28L27 156H26ZM71 154V155H70ZM109 155V156H104V155ZM120 154V155H119ZM134 154V155H133ZM136 154V155H137ZM150 154L152 155V156H150ZM153 154H155V155H153ZM222 154H224V155H222ZM25 156L24 158H20L19 156ZM117 155V156H116ZM194 155V156H193ZM98 158H97V157ZM112 156V157H111ZM155 157V159H152V157ZM30 157V158H29ZM33 157V158H32ZM111 157V158H110ZM177 157H179V160L180 161H184L182 158L184 157V156H182L181 154L179 155V156H177ZM182 157V158H181ZM194 157V158H193ZM29 160H28V159ZM129 158L131 159V160H129ZM185 158V157H184ZM217 158V159H216ZM229 158V159H228ZM28 160V162H27V160ZM186 159V158H185ZM241 159H243V161H244V170L243 171H241V169H240V167H239V164H240V161H241ZM23 160V161H22ZM34 160V161H33ZM126 160H129V162L128 161H126ZM140 160H141V162H140ZM148 162H147V161ZM153 160V162H150V161H152ZM114 161V162H113ZM125 161H126V163H125ZM155 161V162H154ZM174 161V160H173ZM172 161V162H173ZM27 162V163H26ZM124 162V163H123ZM128 162V163H127ZM145 162H147V163H145ZM43 163V162H42ZM97 163V164H96ZM101 163V164H100ZM135 163H133V164H135ZM155 163V164H154ZM197 163L199 164V161H197ZM3 164V165H2ZM29 164V165H30ZM37 164V165H36ZM99 164H100V166H99ZM113 164V165H112ZM126 164V165H125ZM131 164V165H130ZM143 166H145L146 167V170H141V166L142 165ZM149 164L151 165V166H149ZM98 165V166H97ZM153 165V166H152ZM159 165H160V162H159ZM177 165V166H176ZM183 165H185V169L187 168L186 166H188L186 163H182V166ZM3 166V167H2ZM40 166H42V165H40ZM45 166V165H44ZM44 166H42V168L44 167ZM66 166V167H65ZM113 166V167H112ZM142 166V167H143ZM150 168H149V167ZM161 166V165H160ZM9 167V166H8ZM63 167V166H62ZM88 167V166H87ZM100 167V168H99ZM103 167V168H102ZM109 167V168H108ZM116 167V168H115ZM128 167V168H127ZM131 167H133L132 168V170H131ZM152 167V168H151ZM169 167H171V168H169ZM176 167H178V168H176ZM201 167V171L203 170V172H204V175L205 174H207V175H205V177L206 176H208L209 175V173L206 171V169H204V167H203V165H201L200 166ZM149 168V169H148ZM154 168H156V167H154ZM163 168V169H162ZM174 168H176V171H179L178 173L176 172V174H174L175 176H178V177H176L175 178V176H174V178L176 179H174V180H171L170 178L168 179V176H169V174L172 172V170L174 169ZM221 168H223L224 169V172H221L220 171V169ZM82 169V171L81 172H79L78 174H71L73 171H78V170H81ZM88 169V168H87ZM109 169V170H108ZM128 169V170H127ZM147 169H148V171H147ZM162 169V170H161ZM172 169V170H171ZM178 169V170H177ZM111 170V171H110ZM126 170V171H125ZM140 170V171H139ZM165 170V171H164ZM168 170V171H167ZM88 171H91V170H88ZM97 171V172H96ZM127 171H128V173H127ZM153 171H154V173H153ZM156 171V172H155ZM169 172L168 173V175L167 176H163L164 175V173L162 174V172ZM193 171H195V170H193ZM5 172V173H4ZM20 172V171H19ZM122 172V173H121ZM125 172V173H124ZM149 172V173H148ZM2 173V174H1ZM7 173V174H6ZM94 173V174H93ZM98 173V174H97ZM100 173V174H99ZM128 175H127V174ZM131 175H130V174ZM150 173L152 174V175H150ZM182 173H183V175H182ZM195 173V172H194ZM4 174V175H3ZM6 174V175H5ZM8 174H10V175H8ZM61 174H62V176H61ZM80 174V175H79ZM96 174V175H95ZM137 174V175H136ZM179 174V175H178ZM181 174V175H180ZM9 176V177H7L6 178V176ZM39 175V176H38ZM69 175V176H68ZM78 175V176H77ZM87 175V176H86ZM91 175L93 176V177H91ZM99 175V176H98ZM107 175V178H109V179H107L105 176ZM115 175H116V177H115ZM120 175H122V176H120ZM143 175V176H142ZM186 175V176H185ZM16 178L17 177V180L16 179H14V177ZM35 176V175H34ZM71 176H72V178H71ZM77 176V177H76ZM134 176V177H133ZM156 176V177H155ZM161 176H163V179L161 178ZM8 180V182L9 183H11V185L12 186H10V187H5L4 185H6V184H9V183H6L5 181H6V179ZM64 177L65 178H67V179H69V180H67V181H65L64 180ZM96 177V178H95ZM104 177V178H103ZM153 177H154V179H153ZM13 178V179H12ZM38 178H40V179H38ZM54 178V179H53ZM99 178H100V180H99ZM111 178V179H110ZM126 178V179H125ZM134 178V179H133ZM182 178H183V180H182ZM10 179H12V181L10 180ZM19 179V180H18ZM53 179V180H52ZM104 179V180H103ZM115 179V180H114ZM124 179V180H123ZM129 179V180H128ZM157 179V180H156ZM167 179H168V181L169 180H171V181H169V182H167ZM4 180V181H3ZM17 181V183L18 184H16L15 182ZM21 180H23V181H21ZM41 180V181H40ZM99 180V181H98ZM103 180V181H102ZM106 180V181H105ZM109 180V181H108ZM112 182H111V181ZM123 180V181H122ZM133 180V181H132ZM135 180V181H134ZM154 180V181H153ZM199 180V181H198ZM13 181H14V183L16 184H12L13 183ZM30 181V184L29 183H27V182H29ZM50 181V182H49ZM53 181V182H52ZM56 181V182H55ZM59 181V182H58ZM65 181V182H64ZM96 181H98V182H96ZM101 181V182H100ZM128 181V182H127ZM139 181V182H138ZM151 181V183H149ZM182 181V182H181ZM221 181H223V183H221ZM5 182V183H4ZM83 182H85V183H83ZM90 182V183H89ZM100 182V183H99ZM125 182H127V183H125ZM153 182V183H152ZM41 183H43V184H41ZM95 183H97V184H95ZM113 183V184H112ZM140 183V184H139ZM141 183H142V185H141ZM157 183V184H156ZM199 183V184H198ZM19 184H21V185H19ZM72 184V185H71ZM84 184V185H83ZM91 184H95V185H97L95 188V191H94V195L91 197V198H89V200L88 199H85V197L83 198V199H80L79 197H77L76 196V194L78 195V194H80L81 192H82V189L83 190H85V189H87V187L88 188H90V186H91ZM136 184H138V186L136 185ZM148 184V185H147ZM149 184H150V186H149ZM161 184V185H160ZM166 184V185H165ZM168 184H173L174 185V187H173V189H171V188H168ZM3 185V186H2ZM24 185H26V186H24ZM39 185V186H38ZM49 185V186H48ZM62 186L60 189H59V191L56 189L55 190V188H57L58 186ZM64 185V186H63ZM88 185V186H87ZM100 185V186H99ZM103 185V186H102ZM111 185V186H110ZM113 185V186H112ZM133 185H136V186H133ZM147 185V186H146ZM154 185H155V187H154ZM164 185V186H163ZM23 186H24V188H23ZM31 186V187H30ZM48 188H47V187ZM57 186V187H56ZM82 186H85V187H82ZM99 186V187H98ZM130 186V187H129ZM132 186V187H131ZM143 186L145 187L146 186V188L148 189L149 187V189L146 191V189L145 188H143ZM157 186V187H156ZM17 187V188H16ZM79 187H81V188H79ZM113 187V188H112ZM126 187L129 189V192H124L125 190H126ZM134 187V188H133ZM136 187V188H135ZM167 189H166V188ZM10 188V189H9ZM25 188H26V190H25ZM45 188H47V190L45 189ZM64 188H67V189H64ZM116 188H117V190H116ZM132 188V189H131ZM140 188H143V189H141L142 191H140V193H139V189ZM162 188H165L164 190H163V193H161L162 192ZM13 189V190H12ZM24 189V190H23ZM27 189L30 191V193L29 192H26L27 191ZM80 189V190H79ZM99 189H101L102 191H100ZM106 189H107V191H106ZM127 189V190H128ZM138 189V190H137ZM169 189V190H168ZM171 189V190H170ZM233 189H235V191H233ZM10 190V191H9ZM12 190V191H11ZM55 190V191H54ZM65 190V191H64ZM97 190V191H96ZM113 190V191H112ZM126 190V191H127ZM132 192H131V191ZM137 190V192H138V194L137 193H135V191ZM146 191L145 193H144V191ZM152 190H154V192L156 193H154L156 196H154V194H153V191ZM156 190H157V192H156ZM4 191V192H3ZM67 191V192H66ZM105 191V192H104ZM111 191V192H110ZM161 191V192H160ZM168 191H169V193H168ZM172 191V192H171ZM21 192V193H20ZM26 194H25V193ZM63 192V193H62ZM77 192V193H76ZM141 192H142V195H143V197H145L146 198V200L147 201H145L144 202V198L143 197H141L140 196V194H141ZM150 192H152L151 193V195L149 194ZM4 193V194H3ZM6 193V194H5ZM8 193V194H7ZM10 193V194H9ZM29 195H28V194ZM69 193V194H68ZM72 193V194H71ZM123 193V194H122ZM124 193H125V195H124ZM127 193V194H126ZM135 194V196H134V194ZM195 193V192H194ZM193 193V194H194ZM13 194V195H12ZM95 194H97V195H95ZM146 194H148V196L146 197ZM153 194V195H152ZM196 194V193H195ZM206 194H208V195H206ZM7 195V196H6ZM8 195H9V197H8ZM39 195V196H38ZM55 197H54V196ZM69 195V196H68ZM99 195H107V196H104V197H101V196H99ZM124 195V196H123ZM138 195V197L140 196L141 197V202H138L136 199L138 198H136V196ZM5 196V197H4ZM17 196V197H16ZM34 196H36V197H34ZM96 196H98V197H96ZM113 196V197H112ZM150 196H154V197H156V199L157 200H155V198L154 197H150ZM194 196H195V198H194ZM20 197V198H19ZM25 197V199L26 200H24V201H26V202H23L22 203V201H23V199H21V198H24ZM74 197V198H73ZM93 197H96L95 199H98V200H95ZM135 197V198H134ZM139 197V198H140ZM149 197V198H148ZM15 198V199H14ZM32 198H33V201H32ZM45 198H46V201L47 202H45ZM50 198H51V200H53V198H55L53 201H51L50 200ZM101 198V199H100ZM109 198V199H108ZM138 198V199H139ZM143 198V199H142ZM159 198V199H158ZM3 199V200H2ZM6 199H7V201H6ZM20 199V200H19ZM60 199V200H59ZM79 199V200H78ZM85 199V200H84ZM94 199V201H96L95 203L92 201ZM130 199H132V200H130ZM9 200V201H8ZM12 200V201H11ZM16 200V201H15ZM40 200V201H39ZM42 200H44V201H42ZM49 200V201H48ZM101 200V201H100ZM150 200V201H149ZM4 201H5V204L7 205H4ZM11 201V202H10ZM14 201V202H13ZM31 201V202H30ZM41 201H42V204H40L41 203ZM102 201H103V203H102ZM109 201V202H108ZM132 201V202H131ZM144 203H143V202ZM152 201H154V202H152ZM166 201V202H165ZM6 202H8V203H6ZM16 202V203H15ZM84 202V203H83ZM87 202V203H86ZM91 202V203H90ZM101 202V203H100ZM108 202V203H107ZM131 202V203H130ZM136 202V203H135ZM157 204H156V203ZM159 202V203H158ZM160 202H162L161 204H160ZM165 202V203H164ZM11 203V204H10ZM20 203H22V204H19ZM29 204V206L27 207V205ZM53 203V204H52ZM71 203H72V205H71ZM83 205H82V204ZM94 203V204H93ZM100 203V204H99ZM134 203V204H133ZM149 203V204H148ZM168 203V204H167ZM173 203H175V201H172V204ZM186 203H190L189 201L188 202H186ZM19 205V210H18V206L17 205ZM31 204V205H30ZM33 204V205H32ZM40 204V206L38 207L37 205H39ZM51 204V205H50ZM93 204V205H92ZM107 204H110V205H107ZM123 204V205H122ZM136 204L138 205L137 206V209H136ZM154 204L156 205L155 207H154ZM163 204V205H162ZM2 205V206H1ZM13 205V206H12ZM14 205H15V207H14ZM22 205V206H21ZM36 205V206H35ZM41 205L42 206H45V208L44 207H41ZM80 205V206H79ZM92 205V206H91ZM106 205V206H105ZM133 205V207H132V209L133 208H135L136 210L135 211H133V215H132V217H128V215L127 214H125V215H123L124 214V211H125V208L127 209L128 207H130V206H132ZM135 205V206H134ZM139 205H141V206H139ZM147 205H149V206H147ZM9 206V207H8ZM20 206H21V208H20ZM49 206V207H48ZM59 206V207H58ZM85 206V207H84ZM88 206H90V207H88ZM100 206V207H99ZM106 208H105V207ZM109 208H108V207ZM116 206V207H115ZM166 206H168V207H166ZM33 207H36V208H33ZM113 207H114V209H113ZM150 207V208H149ZM152 207H154V208H152ZM160 207V208H159ZM170 207V208H169ZM8 209V211H7V213H6V210ZM26 208V209H25ZM33 208V209H32ZM37 208H39V209H37ZM41 208V209H40ZM81 208V209H80ZM88 209V210H86V209ZM98 208V210H96ZM104 208V209H103ZM148 208L149 209H152V210H150V211H152V214H149L150 213V211L148 210ZM162 208V209H161ZM163 208H165V209H163ZM200 208V209H201ZM4 209H6V210H4ZM29 209H31V212L29 211ZM34 209H36V211L34 210ZM46 209V210H45ZM50 209V210H49ZM71 209V210H70ZM75 209V210H74ZM78 209V210H77ZM85 209V210H84ZM102 209V210H101ZM121 209H123V211H121ZM154 209V210H153ZM211 209V210H210ZM237 209H238V211H237ZM18 210V211H17ZM34 210V211H33ZM44 211L43 212V217H42V211ZM77 210V211H76ZM105 210V211H104ZM112 210H114L115 212H113ZM157 210H158V212L160 213L159 215H158V217H152V215H154L156 212H157ZM162 210V211H161ZM12 211V212H11ZM13 211H14V213H13ZM29 212V215H28V212ZM41 211V214H39V212ZM72 213V211H75L74 212V215L76 214V212H78L79 213V219H77V220H75V221H77V223L74 221V220H72V217L74 216V215H72V216H70L68 213ZM86 211V212H85ZM96 211V212H95ZM102 211V212H101ZM113 213H112V212ZM143 211V212H142ZM154 211V212H153ZM156 211V212H155ZM32 212H37V213H35V214H37L38 216H36L34 213H32ZM62 212L63 213H65L67 216H65L64 218L61 216H59V215H61L62 214ZM85 212V213H84ZM88 212V213H87ZM94 212V213H93ZM101 212V213H100ZM113 214V215H111V213ZM118 212H120V215H117V213ZM139 212H141V213H139ZM144 212H145V214H144ZM165 214H164V213ZM8 213H9V215H8ZM13 213V214H12ZM83 215H86V216H83ZM89 213H91V218L89 219V220H91V221H88V219H85V217H88V215H89ZM100 213V214H99ZM106 213H108V216L110 217H106V219H103V218H105V216H103V215H105ZM149 215H148V214ZM154 213V214H153ZM50 214V215H49ZM99 214V215H98ZM128 214H130V213H128ZM142 214H144L145 216L143 217V215ZM196 214H198V215H196ZM215 214V215H214ZM4 215V216H3ZM41 215V216H40ZM137 215H138V217H137ZM163 215V216H162ZM170 215V216H169ZM39 216H40V218H41V220H39L40 218H39ZM49 218H48V217ZM57 216H59V217H57ZM70 216V217H69ZM81 216H82V218H81ZM95 216V217H94ZM101 216V217H100ZM149 216V219L147 218ZM150 216H151V219L152 220H150ZM200 216V217H199ZM38 217V218H37ZM57 217V218H56ZM69 217V218H68ZM112 217V218H111ZM142 217V218H141ZM196 217V221L194 220V218ZM241 217H243V220H241ZM60 218H63V219H61L60 220ZM68 218V219H67ZM81 218V219H80ZM100 218V219H99ZM120 218V219H119ZM121 218H122V220H121ZM126 218V219H125ZM193 218V219H192ZM198 218H200V219H198ZM57 219H59L58 221H56ZM94 219H95V225H97L98 223L97 222H99V226L101 225L100 223H102L103 224V227H104V225L106 226V227H108V232L110 233H108V232H106V230H107V228H106V230H105V232L107 233V235H106V233L104 234V230H93V228L94 227H96L95 225H94ZM99 219V220H98ZM119 219V220H118ZM129 219V220H128ZM139 219V220H138ZM192 219V220H191ZM45 221V223H43L44 221ZM47 220V221H46ZM63 220V221H62ZM78 220H84V224L82 225L83 227H81V225H80V228H77V226H76V224H79V221ZM97 220V221H96ZM105 222H104V221ZM138 220V221H137ZM148 220V221H147ZM156 220V221H155ZM41 221H42V223H41ZM65 221V222H64ZM67 221V222H66ZM86 221V222H85ZM88 221V222H87ZM101 221H103V222H101ZM154 221V222H153ZM191 221H193L192 222V224H191ZM17 222V221H16ZM19 222V221H18ZM17 222V223H18ZM40 222V223H39ZM63 222V223H62ZM149 222V223H148ZM211 222V225H209V223ZM217 222V223H216ZM39 225H38V224ZM68 223V224H67ZM75 223V224H74ZM86 223V224H85ZM90 223V224H89ZM106 223V224H105ZM125 223V224H124ZM164 223H166V225L168 224V222H164ZM163 223V224H164ZM214 223V224H213ZM245 223H247L249 226H250V231H248L246 234H245V232L243 231V228H242V225L243 224H245ZM46 224V225H45ZM50 224V225H49ZM57 225L58 226V229L60 230V231H64V233H62V236H63V240L61 239V235L58 237V239L56 240V241H53L52 240V234L53 233H55V231H57V228H56V230H52L51 228H52V226H55V225ZM59 224V225H58ZM72 224V225H71ZM75 226H74V225ZM91 225V227L89 226L87 229L85 228V233H84V231H83V229H84V227H87L88 225ZM162 223L161 224H159V226H162L163 225ZM18 225V224H17ZM36 225H37V227H36ZM61 225V226H60ZM94 225V226H93ZM153 225V226H152ZM208 227H207V226ZM257 225H259V230H257ZM41 226H42V228H41ZM51 226V227H50ZM62 226H63V228H62ZM93 226V227H92ZM136 226H138L139 227V230L138 231H136L135 229L136 228H138V227H136ZM164 226V225H163ZM40 227V228H39ZM48 227H49V229H51V230H49L48 229ZM61 227V228H60ZM113 227V228H112ZM114 227H117V228H115L114 229ZM135 227V228H134ZM157 227V226H156ZM17 228V227H16ZM15 227H14V231L16 232L17 231V229H16ZM38 228V229H37ZM67 228V233L65 234V230L64 229H66ZM83 228V229H82ZM90 228H92V230L90 229ZM109 228L110 229H113V231L112 232H110V230H109ZM118 228H119V231H120V233H123V235H124V237H130L131 239H134V240H136V236H134V237H132V235H131V232H133V231H136V235L140 238L139 240H137V243H135L134 244V246L132 245V246H129V245H126V246H122V248L123 247H126V248H123L124 250L123 251H121L122 250V248H121V245L120 244H122L123 242H122V240L123 239H120L121 237L118 235V233H119V231H118ZM163 228H165V226L163 227ZM134 229V230H133ZM141 229V230H140ZM162 229V228H161ZM160 228H155V230L157 231H155V233L157 234L158 233V231H160L161 230ZM166 229H167V233H168V231L171 233V229H169V227L167 226L166 227ZM169 229V230H168ZM41 230V231H40ZM45 230V231H44ZM47 230V231H46ZM48 230H49V232H53V233H47L48 232ZM72 230H73V232H72ZM79 230V231H78ZM81 230V231H80ZM88 230L91 232H89L88 233ZM221 230H222V228H221ZM13 231V232H14ZM38 231H40V232H38ZM44 231V232H43ZM80 232L79 233V235L76 233V232ZM93 231V232H92ZM103 231V233H101ZM145 231H147V232H145ZM82 232V233H81ZM95 232L97 233V235L95 234ZM44 233H46V234H44ZM76 233V234H75ZM84 233V235H81V234H83ZM90 234V235H88L87 236V234ZM99 233V234H98ZM101 233V234H100ZM117 235V236H115V234ZM138 233V234H137ZM143 233V234H144ZM167 233L165 234V235H167ZM8 234V233H7ZM12 234H16V233H12ZM67 234H69V235H71V237L73 238V241L71 240V238L69 237V235L67 236L68 238H66L65 239V235H67ZM74 234H75V237H74ZM86 234V235H85ZM92 234V235H91ZM96 236H95V235ZM106 235V236H104V235ZM110 236H109V235ZM112 234L114 235L113 237H111L112 236ZM126 234H128V235H126ZM169 234V233H168ZM211 234H214V232L213 233H210V235ZM33 235V236H34ZM48 237H47V236ZM83 236L82 237V240H84L83 241V244L81 245V244H79L77 241L78 240H80L81 239V236ZM101 235V236H100ZM103 235V236H102ZM16 236H18V235H16ZM33 236H32V238H33ZM50 236H51V238H50ZM80 236V237H79ZM85 236V237H84ZM91 236V237H90ZM95 236V237H94ZM97 236H99V237H97ZM108 236V237H107ZM119 236V237H118ZM149 236V237H148ZM1 238H0V240L3 242V243H1L0 242V251H2V253L0 254V260H1V262H0V264H16V261H14L17 257H18V254H19V256H20V254H23V253H25L26 252V249L25 248H19L18 250H13V249H15L16 247H17V245H18V243L16 242L15 244H17L16 246H15V244H13V243H11V245H10V247L12 248H10L9 247V245H6V243H5V238H3V237H5L4 236V234H2V236H0ZM10 237V236H9ZM86 237H89L90 239H93L92 241L90 240V239H88V238H86ZM93 237V238H92ZM97 237V238H96ZM123 237V238H124ZM5 239V240H3V239ZM40 238L42 239V242H40ZM85 238H86V241L88 242V244H87V242H86V246H84L85 245ZM94 238L96 239V240H94ZM114 238H116V240H115V242H114ZM8 239V238H7ZM45 239H46V241H45ZM48 239V240H47ZM54 239V238H53ZM62 241H61V240ZM75 239H76V241H75ZM101 239H104V240H102V242H101ZM107 239H109V242H107L108 240ZM113 239V240H112ZM150 239V240H149ZM158 239V238H157ZM156 239V240H157ZM15 240V239H14ZM32 240V239H31ZM53 241V242H51V241ZM55 240V239H54ZM67 240H70V242L69 243H67L68 241ZM89 240V241H88ZM107 240V241H106ZM110 240H111V244H109L110 243ZM120 241L119 242V244L116 242V241ZM141 240H143V241H141ZM169 240V242L170 243H168V241H165V243H167L169 246H170V244L172 243V240H170V239H168ZM13 241V240H12ZM16 241V240H15ZM28 241H29V239H28ZM57 241H58V243H57ZM67 241V242H66ZM75 241V242H74ZM91 241V242H90ZM94 241H95V243H94ZM103 241H106L105 242V244H104V242ZM161 242H162V244L164 243V240H160ZM33 241H31L30 243H32ZM39 242V243H38ZM49 242H51V243H49ZM71 242H73L72 244H71ZM82 242V241H81ZM113 242H114V244H113ZM29 243V244H30ZM47 243H49V244H47ZM55 245H54V244ZM64 243H66V244H64ZM92 243L94 244V245H92ZM117 243V244H116ZM2 244V245H1ZM3 244H5V245H3ZM47 244V245H46ZM73 245V246H69V245ZM77 244V245H76ZM107 244H109V245H107ZM44 245V246H43ZM46 245V246H45ZM53 245V246H52ZM76 247H75V246ZM101 245H102V247H101ZM104 245V246H103ZM110 246V245H116V247H118V248H116V250L114 249V252H111V254H110V252L107 250L109 247H107V246ZM131 245V244H130ZM238 245V246H237ZM7 247L8 246V248H6V251H5V249H4V247ZM43 246V247H42ZM50 246H52V247H50ZM63 246H65V247H63ZM68 246V247H67ZM81 246H83V249L81 248ZM34 247V248H35ZM42 247V248H41ZM50 247V248H49ZM55 247V248H54ZM58 247V248H57ZM74 249H73V248ZM104 247H105V249H104ZM129 247H133L132 249L131 248H129ZM38 248H39V251H38ZM40 248H41V250H40ZM60 248V249H59ZM71 248H72V250H71ZM81 248V249H80ZM102 248V249H101ZM129 248V249H128ZM136 248V247H135ZM134 248V249H135ZM3 249H4V252H3ZM20 249H22V250H20ZM50 249V250H49ZM56 249V250H55ZM63 249V250H62ZM118 249V250H117ZM129 251H128V250ZM151 249V250H150ZM9 250H11V251H9ZM20 250V251H19ZM47 250H49V251H47ZM61 250V251H60ZM69 250V251H68ZM70 250H71V253H70ZM73 250H75V254H72L73 253ZM100 250L98 251V252H96V254L98 255H100ZM127 250V251H126ZM155 250V251H154ZM163 249H162V246H158L157 248H149L148 249V252H149V255H151L153 252H156V253H158L157 254V260L156 261H154V259L153 260H150L151 262H152V264H156V263H159L161 260H164L163 258H159V252H161ZM13 251H15V253L13 254ZM22 251V252H21ZM45 251V252H44ZM47 251V252H46ZM120 251V252H119ZM124 251H126V254H125V252ZM131 251V252H130ZM153 251V252H152ZM20 252V253H19ZM60 252V253H59ZM68 253V254H66L65 255V253ZM115 252H117V253H119L118 255L117 254H115ZM122 252V253H121ZM123 252H124V255H123ZM11 253V254H10ZM18 253V254H17ZM42 253H43V255H42ZM45 253H49V254H46V255H44ZM151 253V254H150ZM69 254H71V255H69ZM122 254V255H121ZM43 256V260L41 259L40 260V258ZM57 255V256H56ZM78 255V256H77ZM15 256V257H14ZM17 256V257H16ZM31 256V253H28L27 254V258L23 261V263L24 264H30V261H32V260H34V259H29V257ZM41 256V257H40ZM45 256V257H44ZM62 256V257H61ZM66 256V257H65ZM103 256V255H102ZM102 256L100 255V257L102 258ZM112 256V257H113ZM119 256H121V257H119ZM123 256V257H122ZM125 256H127V257H125ZM164 256H166V253L164 254ZM12 257V258H11ZM49 257L52 259H49ZM68 257V258H67ZM71 257H74V258H72L71 259ZM117 257H118V259H117ZM10 258V259H9ZM19 258V257H18ZM64 258H66V259H69L68 261L66 260V259H64ZM99 259V260H97V264H100L102 261L104 262V264H106V257H103V258H105V261H104V259ZM161 259L160 261H159V259ZM29 259V260H28ZM61 259V260H60ZM73 259H75V260H73ZM120 259V260H119ZM12 260V261H11ZM16 260H18V259H16ZM73 260V262H71ZM102 260V261H101ZM216 260H218V259H216ZM64 261H66L65 263H64ZM75 261V262H74ZM118 261V262H117ZM138 262V264H143V262L142 261H140L139 262V260H137ZM158 261V262H157ZM211 261V260H210ZM209 261V262H210ZM38 262H36V264L38 263ZM57 262V263H56ZM63 262V263H62ZM67 262H69V263H67ZM77 262V263H76ZM130 263L132 262L131 260L129 261ZM149 262V261H148ZM150 262V263H151ZM168 262H170V258L168 259ZM192 262V263H191ZM207 262V264H212V262ZM217 262V261H216ZM215 262V263H216ZM171 263H173V264H176V261L175 262H173V260H172V262ZM189 263L190 264H194V261L193 260H191V261H189ZM103 264V263H102ZM149 264V263H148ZM164 264H165V262H164ZM231 264H232V261H231Z\"/></svg>", "mask_w": 264, "mask_h": 264}, {"label": "bare ground", "instance_id": "obj_2", "mask_svg": "<svg viewBox=\"0 0 264 264\" xmlns=\"http://www.w3.org/2000/svg\"><path fill=\"white\" fill-rule=\"evenodd\" d=\"M30 1V0H29ZM36 2H40L41 4L43 3V1H45V0H35ZM55 1V0H54ZM135 1V0H134ZM133 1V2H134ZM158 1V0H157ZM160 1V0H159ZM168 1V0H167ZM202 0H197V1H195V2H197L196 3V7H195V15H193L192 13H193V9H191V10H188V14H187V16H189L190 17V20H191V17L193 18L192 20H193V23H194V19H198L197 20V22H199V20L200 21H204L205 20V16H207V17H211V15H215V11L216 10H218L217 8H219V5H220V1L219 0H213V1H211V2H207L206 1V3H202L201 2ZM204 1V0H203ZM0 2H1V5L0 6H2L3 8L5 7H9L10 8V4H14V2L15 1H13V0H0ZM17 2V1H16ZM20 2H22V3H20L19 5H17L15 8H14V6L13 7H11V9L13 8L14 10L9 14V16H7L5 19H10V18H12V17H15V16H18V15H20V13H22V12H26V11H32V10H34V6H32L31 8H29L28 7V4L30 3H28V1L27 0H20ZM57 2V1H56ZM62 2V1H61ZM122 2V1H121ZM127 2V1H126ZM145 2V1H144ZM172 2L173 3H175V2H178L177 0L175 1V0H172ZM180 2L182 3V0H180ZM179 2V3H180ZM186 2V6H189V8H190V4L193 2V0H186L185 1ZM226 2V1H225ZM237 2H238V0H237ZM35 3V2H34ZM69 3V2H68ZM67 3V4H68ZM112 3V2H111ZM148 3V2H147ZM150 3V2H149ZM157 3V2H156ZM164 3V2H163ZM166 3V2H165ZM180 3V5H182ZM7 4H9V6H7ZM18 4V3H17ZM32 4V3H31ZM31 4L29 5V6H31ZM41 4H40V6H41ZM45 4H46V2H44V6H45ZM48 4V3H47ZM46 4V5H47ZM65 4V3H64ZM146 4V3H145ZM160 4V3H159ZM177 4V3H176ZM176 4H173L174 6L176 5ZM185 4V3H184ZM184 4H183V6H184ZM203 5L204 7L203 8H201L200 7V5ZM252 4H253V2H252ZM261 4V3H260ZM11 5V6H12ZM16 5V4H15ZM34 5H36V4H34ZM61 5V4H60ZM72 5V4H71ZM70 5V7H72ZM134 5V3L132 4V6ZM158 5V4H157ZM161 5V4H160ZM166 5V4H165ZM178 5V4H177ZM227 5V4H226ZM259 5V4H258ZM38 6V5H37ZM83 6V5H82ZM130 7V4H129V9H130V11L132 10H134V8H135V6L134 7ZM138 6V5H137ZM136 6V7H137ZM149 6H150V4H149ZM169 6V5H168ZM167 6V7H168ZM172 6V5H171ZM170 6V7H171ZM179 6V5H178ZM185 6V7H186ZM251 6V5H250ZM26 7H28L26 10L25 9H23V8H26ZM43 7V6H42ZM50 7V6H49ZM63 7V6H62ZM65 7H66V5H64V10H65ZM69 7V4H68V8H70ZM124 7V6H123ZM123 7H121V8H123ZM176 7V6H175ZM180 7V6H179ZM178 7V9H177V11L178 10H180V8ZM184 7V8H185ZM242 7H243V5H242ZM1 8V7H0ZM23 9V11H22V9ZM33 8V9H32ZM128 8V7H127ZM158 8V7H157ZM160 8V7H159ZM171 8H174V7H171ZM183 8V7H182ZM188 8V9H189ZM225 8V7H224ZM245 8V7H244ZM6 9H8V8H6ZM21 9V10H20ZM50 9V8H49ZM60 9V8H59ZM114 9V8H113ZM170 9V8H169ZM185 9H187V8H185ZM206 9H210V11H206ZM226 9V8H225ZM236 9H238V8H236ZM235 9V10H236ZM247 9V8H246ZM249 9V8H248ZM247 9V10H248ZM258 9H260V8H258ZM37 10V9H36ZM35 10V11H36ZM51 10V9H50ZM80 10V9H79ZM110 10V9H109ZM183 10V9H182ZM220 10V9H219ZM218 10V11H219ZM222 10H223V8H222ZM221 10V11H222ZM227 10V9H226ZM231 10V9H230ZM255 10V9H254ZM8 11H9V9H8ZM35 11H32V13L31 14H33V12H35ZM94 11V10H93ZM113 11V10H112ZM141 11V10H140ZM154 11V10H153ZM185 11V10H184ZM228 11V10H227ZM234 11V10H233ZM233 11H229L230 13H232ZM237 11V10H236ZM256 11H257V8H256ZM7 12V11H6ZM44 12V11H43ZM45 12H47V11H45ZM44 12V13H45ZM57 12V11H56ZM64 12V11H63ZM128 12V14H129V11H126V13ZM155 12V11H154ZM156 12H157V10H156ZM169 12V11H168ZM187 12V11H186ZM223 12H225L226 13V11H224L223 10ZM245 12H249V11H245ZM255 12V11H254ZM263 12V11H262ZM1 13V12H0ZM48 13V12H47ZM46 13V14H47ZM66 14H64V15H67L69 12L67 11V12H65ZM133 13H134V11H133ZM164 13H165V11H164ZM185 12H183V14H184ZM224 13V14H225ZM243 14H244V12H242ZM242 13H241V15H242ZM27 14H29V13H27L26 12V14H24V15H27ZM63 14V13H62ZM130 14H132V13H130ZM162 14V13H161ZM160 14V15H161ZM174 14H178V13H174ZM217 14V13H216ZM252 14V13H251ZM6 15H8V14H6ZM23 15V14H22ZM39 15V14H38ZM44 15V14H43ZM54 15V14H53ZM132 15H134L135 16V14H132ZM156 15H157V13H156ZM218 15H219V13H218ZM240 15V16H241ZM113 16V15H112ZM111 16V17H112ZM129 16V15H128ZM127 16V17H128ZM148 16V15H147ZM145 17V19L146 18H148V17ZM167 16H168V14H167ZM170 16V15H169ZM183 16V15H182ZM187 16H185V17H187ZM228 16V15H227ZM231 16V15H230ZM246 16V15H245ZM251 16V15H250ZM5 17V16H4ZM23 17V16H22ZM25 17V19L27 18L26 16H24ZM29 17H30V15H29ZM47 17V16H46ZM151 17V16H150ZM172 17V16H171ZM177 17V16H176ZM184 17V18H185ZM220 17V16H219ZM249 17V16H248ZM113 18V17H112ZM119 18V17H118ZM121 18V17H120ZM126 17H124L123 16V19H125ZM130 18V17H129ZM137 18V17H136ZM144 19V17L142 16V17H140V19H139V21L141 20V19ZM182 18V17H181ZM221 18V17H220ZM225 18V17H224ZM228 18V17H227ZM251 18V17H250ZM1 19V18H0ZM30 18H28V20H29ZM50 19H52V17L51 18H49V20ZM164 19V18H163ZM166 19V18H165ZM164 19V20H165ZM232 19V18H231ZM230 19V20H231ZM246 19V18H245ZM3 20H4V18H3ZM21 20V19H20ZM56 20V19H55ZM65 20V19H64ZM126 21H128V19H125ZM137 20H138V18H137ZM136 20V21H137ZM180 20V19H179ZM218 20V18L216 19V21ZM224 20V19H223ZM228 20H229V18H228ZM229 20V21H230ZM1 21V20H0ZM11 21H13V20H11ZM11 21L10 22H8V23H6V24H4L6 21L4 20V22L2 23L1 22V24H3V25H5V26H7V27H5V28H11V25H13L14 24V22L11 24ZM60 21V20H59ZM58 21V22H59ZM122 21V20H121ZM139 21H137V22H139ZM145 21V20H144ZM146 21H147V19H146ZM148 21H151V19L150 20H148ZM168 23H169V21L168 20H166ZM215 21V22H216ZM233 21V20H232ZM252 21V20H251ZM17 22V21H16ZM36 22V21H35ZM117 22H118V20H117ZM116 22V23H117ZM130 22V21H129ZM135 22V21H134ZM136 22V23H137ZM213 22L214 21H212V20H210V24H211V26H212V29H216V25H214L213 24ZM218 22H220V20L218 21ZM37 23V22H36ZM50 23V22H49ZM116 23H114L112 26L111 25H109V27H110V30L108 29V28H106V27H108V26H106V27H104V31H106V32H104L103 34L101 33V35L102 36H100L99 35V37H102L101 39L99 38L97 41H99V40H103V41H105V42H100V43H98L97 45H100V46H107L106 44H111L112 42H113V40H114V38H115V41L113 42V44L116 42V38H122L123 36H125L127 33H126V30L124 31V29H125V27H129V28H131V31L137 26V25H139V23H133L134 24V28H132V25H126L125 24V22H124V24H125V26L123 25V28H121V29H119V24H116ZM145 23V22H144ZM196 23V22H195ZM194 23V25H196ZM205 23V22H204ZM256 23V22H255ZM254 23V25H256ZM19 24V23H18ZM29 24V23H28ZM35 24V23H34ZM46 24V23H45ZM59 23H57V25H58ZM68 24H70V29H71V31L69 30V31H67V32H65V31H63V32H60L61 33V36H60V38L57 40L56 38V40L57 41H59V43H54L55 42V39H52V35L53 34H51V35H49L48 36V38L46 37V39H48L47 40V42L46 43H48V44H51V43H53V44H51V49L50 50H53V52H54V54H55V56H56V54L57 53H59V55H60V49L61 48H63V46H64V43L67 41V39L70 37V32L71 33H73L75 30H76V27H74L71 23H68ZM111 24V23H110ZM121 24H122V22H121ZM128 24V23H127ZM130 24V23H129ZM208 25H209V23H207ZM215 24H217V23H215ZM221 24L223 25L224 23H222V19H221ZM2 25V26H3ZM32 25V24H31ZM105 25H107V24H105ZM104 24H103V26H105ZM136 25V26H135ZM157 25V24H156ZM163 25V24H162ZM161 25V26H162ZM201 25V24H200ZM228 25V24H227ZM226 25V26H227ZM246 26H247V24H245ZM17 26V25H16ZM35 26V25H34ZM192 26H193V24H192ZM14 27V26H13ZM58 27V26H57ZM84 27H85V25H84ZM156 27V26H155ZM187 27V26H186ZM194 27V26H193ZM197 27H200L199 26V24H198V26ZM204 27V26H203ZM202 27V28H203ZM208 27H210V26H208ZM225 27V26H224ZM236 27V26H235ZM1 28H3V27H1ZM19 28V27H18ZM47 28V27H46ZM80 28H82V27H80ZM89 28V27H88ZM87 28V30L85 31V30H83V32L82 31H80V30H82V29H80L79 30V33L81 32V34H79V36L77 37V40H79L80 39V37L81 38H83V40L85 41V42H87L88 44L90 43V41L91 40H94V39H92V38H94V37H92L93 35H90V33H89V31L88 30H91V32H92V29H88ZM107 30H106V29ZM128 28V29H129ZM154 28V27H153ZM201 28V29H202ZM205 28V27H204ZM237 28H238V26H237ZM245 28V27H244ZM4 29V28H3ZM2 29V30H3ZM12 29V28H11ZM11 29H9V30H11ZM14 29V28H13ZM36 30H37V28H35ZM34 29V31H36ZM64 29V28H63ZM99 29V28H98ZM102 30H103V28H101ZM100 29V30H101ZM136 29V28H135ZM142 29V28H141ZM151 29V28H150ZM164 29V28H163ZM199 29V28H198ZM205 29H207V28H205ZM209 29V28H208ZM207 29V30H208ZM250 29V28H249ZM25 30V29H24ZM46 30V29H45ZM54 30V29H53ZM65 30V29H64ZM100 30H98L99 31V33H100ZM138 30V29H137ZM152 30H155V29H152ZM151 30V31H152ZM204 30V29H203ZM210 30V31H209ZM208 31H209V34L213 37V38H216V39H218L217 40V45L216 46H214L213 44V46L214 47H212L214 50H213V52H214V54L213 53H211V55L213 54V55H216L217 56V58H218V55L220 56L219 57V63H224L223 61H224V57H222L221 58V56L222 55H225L226 54V52H225V49H230L231 48V46L233 47V46H236V45H238V46H236V47H240L239 46V34H236V30L234 29V28H232V30L230 29L229 31H227V32H225V33H223L225 36H228V37H231V39H229V40H227V42H224V41H221V40H219V38H217L220 34H221V29H216V34L215 35H213V33H212V31H211V29H209ZM19 31V30H18ZM124 31V32H123ZM130 32V30H127V32ZM3 32V31H2ZM27 32V31H26ZM102 32V31H101ZM242 32V31H241ZM18 33V32H17ZM28 33V32H27ZM26 33V34H27ZM60 33H58V35L60 34ZM99 33H97V34H99ZM158 33V32H157ZM22 34L23 35H25L23 32H22ZM153 34V33H152ZM23 35H21V36H23ZM30 35V34H29ZM95 35H96V32H95ZM155 35V34H154ZM246 35V34H245ZM39 36V35H38ZM97 36V35H96ZM153 36V35H152ZM247 36V35H246ZM13 37V36H12ZM11 37V38H12ZM25 37H28V36H26L25 35ZM172 37V36H171ZM241 37H243L242 35H241ZM10 38V39H11ZM136 38V37H135ZM156 38V37H155ZM191 38V37H190ZM28 39V38H27ZM44 39V38H43ZM173 39V38H172ZM14 40V38H12V41ZM17 40V39H16ZM76 40V41H77ZM82 40V39H81ZM156 40V39H155ZM158 40V39H157ZM210 40V39H209ZM3 41V40H2ZM10 40H8L7 42H9ZM15 41V40H14ZM149 41V40H148ZM152 41H153V39H152ZM171 41V40H170ZM241 41V40H240ZM6 42V41H5ZM16 42V41H15ZM14 42V43H15ZM30 43V40L29 41H27V42H24L23 44H26V43ZM31 42H32V40H31ZM75 42V41H74ZM72 40H71V43H70V46L74 43ZM84 42V44H86ZM220 42V43H219ZM12 43V42H11ZM33 43V42H32ZM35 43V42H34ZM39 43V42H38ZM83 43V42H82ZM126 43H128V41L126 42ZM175 43V42H174ZM207 43V42H206ZM205 43V45H207ZM209 43V42H208ZM13 44V43H12ZM22 44V45H23ZM31 44V43H30ZM59 44V45H58ZM83 44V45H84ZM91 44H93V46L91 45ZM95 44H96V40L95 41H93V42H91L89 45H90V47H88V45H87V51H89L90 52V54L91 55H89V58H87L86 60H83V62L85 63V64H83V66L82 67H80V70L78 71L79 72V74H80V77H82L81 79L83 80V78L85 79V82H86V80H91V78H93V76L92 75H95V73L96 74H98V75H100L103 79H102V81L103 82H99L98 83V80L101 78V77H99V79L98 80H96L95 81V83H93L92 84V82L90 83V85H91V87L90 88H92V86H94L95 88L97 87L98 89L100 88V89H103V88H105V87H109L110 88V85L108 86V84H109V81H112V83H113V81L115 82V83H113V84H116V82H118V81H121V80H119L120 78H122V76H124V74L123 75H121L123 72H121V74L119 75V71H116V73H111V72H108V71H106V72H108V73H110V74H108L107 73V75L105 74H103V72H105V70L103 71V72H101L103 69H104V67L103 68H100V63H99V59H100V57H99V55L96 53V52H92V50H93V48L94 49H97L96 48V46H95ZM113 44H112V47H113ZM131 44V43H130ZM201 44V43H200ZM203 44V43H202ZM241 44V43H240ZM244 44V43H243ZM8 45V44H7ZM16 45V44H15ZM20 46L21 48L20 49H18V52L16 53L15 52V56H13L12 55V57L13 58H15V59H17L16 57H19L20 58V60L18 59V61H20V62H18L19 63V68L17 67V68H15L14 67V65H13V67L12 68H15V70L17 69V71H21L22 73H23V78L22 77H20V76H12L13 74H9V73H5V75H7V81H6V83L7 82H9V83H11V81H13V80H16V81H18L17 83H16V85L14 86V88L11 90V91H8V92H6V91H4L3 89H2V85L0 86L1 88H0V103L1 102H5L4 103V105H2L1 107H0V144H7V141H8V145L7 146H9L11 149H13L14 150V154L17 152V151H19L20 152V150H22V149H27L28 150V152L30 153V149H31V155L32 154H35V156H33L34 158H36L37 160H35L37 163H39V166H33V165H31L30 163V165L29 164H24L25 162H21V160H18L16 157H17V155L16 156H11L10 157V154H9V150H10V148L8 149V147L6 148V146H5V148H6V150H4L2 147H4V145L0 148V154L2 155L3 153H2V151H6V153H4L3 154V159L1 160V162L3 161L4 163H5V160L6 159H10L8 162H6L4 165H5V168H6V170H3V171H8L9 170V168L10 167H12V169H14V171H10L9 173L10 174H12V175H18L19 174V177L20 178H23V177H25V176H27V177H30L29 179H33L34 177H37V174H39L40 175V177H42V178H45V176H46V178L47 179H51L50 177H55V178H58V180L61 178L60 177V175H58V174H56V172H58V170H60L59 172H61V170H63V168H64V165H62L61 163H62V159L64 158L65 159V157L69 154L68 153V150L72 147H74L77 143L79 144L80 143V141L82 140V136H83V140H84V138H86L87 140L85 141V142H83V144L78 148V147H76V148H78L77 150H73L74 151V154L73 155H71L70 157L72 158L73 157V160L77 157H79L80 159H81V154H82V157H83V159H82V162H80L81 163V167H83L82 169H84V170H86L87 172L86 173H89L88 175H90L91 173L90 172H92V167L94 168V166H96V165H94V163L96 162L95 160H96V158H95V160H94V158H93V155H96V153L98 152V150L100 149H97V147L98 146H100L99 145V141H98V139H99V137H101V136H98L99 134H103V133H105V131L103 132V130H100L99 128H101V129H104V124H112L111 126H113L115 123H113V120H115L116 118H115V114H116V112H113L114 114H107V115H105V117L107 118L105 121H104V124H102V126L100 125V126H95V127H89V125L90 124H85V123H83V122H79V120H78V122L75 124V125H77L78 123L80 124H78V126L80 127L79 128V130H76V132L75 133H73L72 132V126L70 125L69 127H71V128H69V127H67L66 125H68V124H65L66 123V121H67V119L64 117V118H61L62 120H60L59 121V119L57 120V121H59V122H56L55 123V120H54V118H55V116H57V115H54V114H52V116H50L51 114H50V106H51V104L56 100H58V97H59V95H60V93H58V91L59 90H62L63 88H65V86L67 87V89L68 88H70L69 86H71L72 87V85H71V81H70V83H69V81L68 80H66V79H68L67 77H69V75L70 74H68L67 76H64L65 75V73H67V72H69L68 70L69 69H66V67H65V63L67 62L68 64L67 65H69V64H71V62H70V56L71 55H74V54H72L71 53V50H70V53H68V51H69V49H68V47H70V46H68L67 47V50L65 51L64 50V52H63V54H61V56H59L58 58L57 57H55L56 59H57V61H58V64H59V66H60V70L58 69L57 71H59L60 73V75H59V78L57 77V78H55L54 77V75L55 74H53V73H51V72H47L46 74H41L42 72H43V70H42V72L41 73H39L40 71H38V69H37V71H34V70H36L35 68L36 67H38V66H36V62L38 61V60H40V58H41V56L43 55V54H37L36 53V51H33L34 49H33V46H31V47H29V46H27L28 48H23L22 49V47L23 46ZM33 45V44H32ZM43 45V44H42ZM56 45H58V46H56ZM75 45H76V42H75ZM83 45L81 46V47H79L81 50L82 49H85V47H83ZM147 45H149V44H146V46ZM156 45V44H155ZM152 46L151 48H149V50H147V57H149L150 56V58H152V57H156V56H158L159 54H160V52L159 51H157V49H159V47L157 48L156 46ZM159 45H161V44H159ZM198 45H199V43H198ZM198 45H197V47H198ZM150 46H151V44H150ZM157 46H158V44H157ZM166 46H169V45H166ZM173 46V45H172ZM202 46V45H201ZM208 46H210L209 44H208ZM230 46V47H229ZM242 46V45H241ZM17 47V46H16ZM26 47V46H25ZM40 47V46H39ZM49 47V46H48ZM83 47V48H82ZM91 47H92V49H91ZM11 48H13V47H11ZM15 48V47H14ZM50 48V47H49ZM101 48V47H100ZM144 48H146V47H144ZM157 48V49H156ZM168 48V47H167ZM170 48V47H169ZM203 48H204V46H203ZM33 49V50H32ZM44 49V48H43ZM120 49V48H119ZM138 49V48H137ZM171 49V48H170ZM175 49V48H174ZM232 49V48H231ZM231 49H230V52L226 55L227 57H232V60H230V58L229 59H226L227 61H225V65H228L227 66V68H226V71H225V73H223V74H225L226 75V77L225 78H223V80L224 79H226V82L224 83L223 82V80L221 81V82H219V86L221 87V90H222V88H223V90L221 91V92H216L217 94L216 95H214V99L216 100V102L218 101V104L219 105H221V106H225V108H226V105L224 104V99H228V98H231V97H229L228 95H229V93L230 92H232V93H234V94H232V95H236V96H238V95H242L241 93H243V91L245 90L246 91V89L248 88V84H247V82H245V80H244V83L241 81L242 80V78L240 77V74L242 75V76H244V74H245V72L243 71L242 73H241V69L243 68L242 67V65H241V63H240V60H238V58H237V53L235 54L234 52H233V50L231 51ZM234 49V48H233ZM236 49V48H235ZM235 49H234V51H235ZM77 50V49H76ZM75 50V51H76ZM79 50V49H78ZM86 50V49H85ZM102 50V49H101ZM100 49H99V51H101ZM114 50V49H113ZM164 50V49H163ZM163 50H162V52H163ZM84 51V50H83ZM112 51V50H111ZM144 51H145V49H144ZM166 51V50H165ZM205 51V50H204ZM209 51H211V50H209ZM239 51H241L240 49H239ZM44 52V51H43ZM73 52V51H72ZM89 52H88V54H89ZM110 52V51H109ZM126 52V51H125ZM175 52V51H174ZM212 52V51H211ZM39 53H42V52H39ZM46 53V52H45ZM50 53H51V51H50ZM49 53V51H48V53H46L47 55H49L50 54ZM93 53V54H92ZM103 53V52H102ZM108 53V52H107ZM143 53V52H142ZM165 53V52H164ZM176 53V52H175ZM205 53V52H204ZM210 53V52H209ZM45 54V55H46ZM54 54H50V55H54ZM111 54V53H110ZM115 54V53H114ZM129 54V53H128ZM128 54H127V56H128ZM222 54V55H221ZM46 55V56H47ZM82 55V54H81ZM124 53H122V55H119V56H117V57H119V58H121L120 56H122V57H124ZM163 55V54H162ZM212 55V56H213ZM230 55V56H229ZM58 56V55H57ZM126 56V57H127ZM140 56V55H139ZM211 56V57H212ZM215 56V57H216ZM8 57V56H7ZM12 57H10L11 58V60H13V58ZM54 57V56H53ZM65 57H67V59H65ZM75 58H78L79 57V55H77V56H74ZM81 57V59H85V57H82V56H80ZM111 57V56H110ZM136 57V56H135ZM145 57V56H144ZM214 57V56H213ZM9 58V59H10ZM49 58V57H48ZM47 58V59H48ZM104 58H105V55H104ZM103 58V59H104ZM115 58V57H114ZM130 58V57H129ZM9 59H7L6 61L9 63L10 62V60ZM45 59L46 58H44V60L43 59H41V60H43V61H45ZM50 59H52V57L50 58ZM50 59H48V60H50ZM74 59V58H73ZM106 59V58H105ZM112 59V58H111ZM111 59H109L108 58V62L109 61H111ZM116 59H118V58H115V60H112V61H116ZM124 59H126V60H123V61H121L122 63H119V66L121 67V68H124L123 70H127V68L129 67V66H127L126 65V61H129L128 60V58H124ZM139 59V58H138ZM202 59V58H201ZM216 59V58H215ZM9 60V61H8ZM40 60V61H41ZM47 60V61H48ZM75 60H78V59H75ZM120 60V59H119ZM119 60H117V61H119ZM152 60H154V59H152ZM204 60V59H203ZM207 60V59H206ZM230 60V61H229ZM39 61V62H40ZM81 61V60H80ZM100 61H102V60H100ZM107 61H105V62H107ZM232 61V63H231V66H230V68H229V62H231ZM38 62V63H39ZM50 63L52 62V61H49ZM133 62H134V60H133ZM137 62V61H136ZM145 62V61H144ZM156 62V61H155ZM193 62V61H192ZM204 61H202V63H203ZM210 62V61H209ZM16 63H17V61H16ZM73 63V62H72ZM102 63V62H101ZM115 63V62H114ZM166 63V62H165ZM207 63V62H206ZM76 64H77V66H79V64L80 63H77L76 62ZM112 64V63H111ZM129 64V63H128ZM139 65L140 64H143V63H138ZM199 64V63H198ZM211 64V63H210ZM17 65V64H16ZM42 65V64H41ZM45 65V64H44ZM57 65V64H56ZM81 65V64H80ZM117 65H118V63H117ZM137 65V64H136ZM137 66V67H140V66ZM146 65H147V63H146ZM156 65V64H155ZM188 65H190V64H188ZM187 65V66H188ZM194 65V64H193ZM196 65V64H195ZM200 65V64H199ZM199 65H196V67L195 66H188L187 68H184L183 69V67L182 68H177L176 69V71H175V73H171V75H168L167 74V72L165 71H163L164 73V75H163V77H162V79H164V81H166L167 83H169V86H167V88L168 87H170V88H173L174 89V87L173 86H175V84L177 83L178 85H182L183 83H184V81L189 77V75L191 76V74H193V80L195 81V82H192V81H190V79H187L188 81H190V82H192V84H188V83H186L187 85H184L182 88H180L179 89V92H181V95L184 97V96H186V94L187 95H190L191 96V98L193 99V97H195L197 94H199L200 95V98H199V103H200V101H204V100H206L207 99V96H205V93H207V95L209 96L210 94L212 95L213 93H211V88H210V80L209 79H207L208 77V74H210V73H208L206 70L208 69L207 68V66L205 65V67L203 66V68L205 69V71L201 74V72H200V69H201V67H199ZM212 65V64H211ZM210 65V66H211ZM232 65H234L233 67H232ZM0 66H2V65H0ZM12 66V65H11ZM10 66V67H11ZM75 66V65H74ZM103 66V65H102ZM118 66V67H119ZM220 66V65H219ZM222 66V65H221ZM5 67H6V65H5ZM44 67H47V66H44ZM56 67V66H55ZM73 67V66H72ZM144 67H146V66H144ZM150 67V66H149ZM153 67V66H152ZM178 67V66H177ZM218 67V66H217ZM223 67V66H222ZM4 68V67H3ZM50 68V67H49ZM49 68H47V69H49ZM54 68V67H53ZM69 68V67H68ZM142 68V67H141ZM155 68V66L153 67V69ZM188 68H191V71L189 72L188 71ZM207 68V69H206ZM225 68V67H224ZM241 68V69H240ZM40 69H42V68H40ZM56 69H57V67H56ZM102 69V70H101ZM107 69V68H106ZM112 69H113V66H112ZM120 69V68H119ZM134 69V68H133ZM140 69V68H139ZM139 69H135V70H137V75H139V74H141L140 73V71L143 69H140V71L138 72V70ZM146 69V68H145ZM183 69V72H180L181 70ZM210 69H212V68H210ZM209 69V70H210ZM223 69V68H222ZM29 70H31V75L29 74ZM52 70V69H51ZM72 70V69H71ZM114 70V69H113ZM135 70H133L131 73H133V72H135ZM151 70V69H150ZM172 70V69H171ZM213 70V69H212ZM214 70H216V69H214ZM218 70H219V68H218ZM218 70H217V72L216 71H213L214 73L216 72V73H218ZM225 70V69H224ZM244 70V69H243ZM57 71H54V72H56L57 73ZM143 71V70H142ZM145 71V70H144ZM149 71V70H148ZM157 71V70H156ZM113 72H115V71H113ZM152 72V71H151ZM211 72V71H210ZM213 72H211V73H213ZM222 72H224V71H222ZM27 73L29 74V75H27ZM71 73V72H70ZM125 73V72H124ZM139 73V74H138ZM143 73V72H142ZM146 73V72H145ZM149 73V72H148ZM220 73V72H219ZM244 73V74H243ZM14 74L16 75V72H14ZM19 74V73H18ZM21 74V73H20ZM49 74H53V77H50V75ZM90 74H91V76H90ZM144 74V73H143ZM27 75V76H26ZM78 75V74H77ZM131 75V74H130ZM133 75H134V73H133ZM149 74H147V76H148ZM216 75V74H215ZM218 75V77L220 76L219 74H217ZM216 75V76H217ZM222 75V74H221ZM135 76V75H134ZM133 76V77H134ZM142 76V75H141ZM145 76V75H144ZM210 76H211V74H210ZM27 77H28V81H27ZM63 77V78H62ZM64 77H65V80L66 81H62L61 82V80L62 79H64ZM73 77V76H72ZM75 77V76H74ZM77 77H79V76H77ZM129 77V76H128ZM132 77V78H133ZM192 77V76H191ZM217 77V78H218ZM247 77H249V76H247ZM252 77V76H251ZM255 77V76H254ZM76 78V77H75ZM95 78H97V77H95ZM127 78V77H126ZM131 78V77H130ZM131 78V79H132ZM29 79H30V82L31 83H29ZM129 79V78H128ZM204 79V80H203ZM1 80H3V77H0V81ZM72 80V79H71ZM78 80V79H77ZM76 80V81H77ZM101 80V79H100ZM191 80H192V78H191ZM203 80V83H201V81ZM247 80V79H246ZM251 80V79H250ZM253 80V79H252ZM264 80V79H263ZM4 81V80H3ZM79 81V80H78ZM81 81V80H80ZM84 81V80H83ZM87 81V82H88ZM132 81V80H131ZM158 81V80H157ZM163 81V80H162ZM213 81V80H212ZM211 81V82H212ZM237 81V82H236ZM258 81V80H257ZM82 82V81H81ZM86 82V83H87ZM94 82V81H93ZM124 82V81H123ZM141 82V81H140ZM216 82V81H215ZM235 82V84L236 85H234L233 83ZM242 82V83H241ZM248 82H249V79H248ZM1 83V82H0ZM78 83H80V82H78ZM85 83V84H86ZM125 83H127L126 81H125ZM123 84V85H126V84ZM129 83H131V82H129ZM134 82H132V84H133ZM256 83V82H255ZM259 83V82H258ZM120 84V83H119ZM185 84V83H184ZM212 84V83H211ZM231 84H233V85H231ZM3 85H5V84H3ZM84 85V84H83ZM257 85H259V84H257ZM257 85H255L254 87H257ZM112 86V85H111ZM128 86H130V85H128ZM137 86H138V84H137ZM164 86V85H163ZM229 86H231V91H230V88H229ZM234 86V87H233ZM260 86V85H259ZM74 87V86H73ZM83 87H85V86H83ZM115 87V86H114ZM126 87V86H125ZM158 87V86H157ZM217 87V86H216ZM233 87V88H232ZM253 86H252V89L254 88ZM76 88V90H77V87H75ZM79 88V87H78ZM109 88H108V90H109ZM120 88H123V87H121L120 86ZM129 88V87H128ZM140 88V87H139ZM161 88V87H160ZM164 88V87H163ZM165 88H166V85H165ZM261 88H263L264 89V87H261ZM28 90V95H24L23 93H24V91L25 90ZM66 89V88H65ZM67 89H66V91H67ZM72 89V88H71ZM74 89V88H73ZM87 89V88H86ZM126 89V88H125ZM124 89V90H125ZM129 89H131V86H130V88ZM135 90L137 89V88H134ZM133 89V90H134ZM237 89H238V91H237ZM250 90V91H248V92H251V91H253V90ZM262 89V90H263ZM75 90V93L76 92H78V91H76ZM95 90V89H94ZM118 90V89H117ZM120 90V89H119ZM134 90V91H135ZM176 90V89H175ZM247 90H249V88L247 89ZM258 90H260V88L258 89ZM62 91H64V90H62ZM65 91V92H66ZM68 91H70L69 89H68ZM67 91V92H68ZM81 91V90H80ZM83 91V90H82ZM85 91V90H84ZM96 91H97V89H96ZM103 90H101V94L103 93L102 92ZM110 91V90H109ZM113 91V90H112ZM166 91V90H165ZM174 91V90H173ZM261 91V90H260ZM71 92V91H70ZM93 93H94V91H92ZM126 92L127 91H125L124 92V96H126L125 94H126ZM135 92H137V91H135ZM134 92V93H135ZM146 92V91H145ZM64 93V92H63ZM83 93V92H82ZM89 93V92H88ZM96 93V92H95ZM99 93V92H98ZM128 93V92H127ZM144 93V92H143ZM259 93V92H258ZM68 94V93H67ZM86 94V93H85ZM85 94L83 95H81L80 97H79V100L77 101V102H74V105L76 106V105H79V106H81V108L83 109V113H84V111H87V110H89V108H95L96 109V106H100V104L101 105H105L106 104V102L107 101H105V104H104V102H103V100H106L105 98H107L106 96H105V98L102 100V101H100L101 99H100V97H99V100H96L95 101V98H92V99H89V100H85L84 98L86 97L85 96ZM92 94V93H91ZM90 94V95H91ZM107 94V93H106ZM117 94H118V92H117ZM120 94V93H119ZM142 94V93H141ZM196 94V95H195ZM63 94L61 93V96H62ZM69 95H71V94H69ZM72 95H73V92H72ZM71 95V96H72ZM78 95V94H77ZM98 95V94H97ZM100 95V94H99ZM231 95V96H232ZM60 96V97H61ZM70 96V97H71ZM93 96V95H92ZM96 96V95H95ZM129 96V95H128ZM134 95H132L131 94V98L133 97ZM137 96H138V94H137ZM136 96V97H137ZM190 96H189V98H190ZM261 96V95H260ZM263 96V95H262ZM69 97V96H68ZM69 97V98H70ZM76 97H78V96H76ZM76 97H75V99H76ZM129 97V98H130ZM149 97H151V96H149ZM154 97V96H153ZM158 97V96H157ZM176 97V96H175ZM177 97H179V95H177ZM188 97V96H187ZM221 97H223V98H221ZM264 97V96H263ZM64 98V97H63ZM67 98V97H66ZM69 98H67V99H69ZM90 98V97H89ZM119 98H120V96H119ZM140 98V97H139ZM62 99V98H61ZM67 99H66V102H67ZM74 99V98H73ZM87 99H88V97H87ZM109 99V98H108ZM107 99V100H108ZM114 99V98H113ZM118 99V98H117ZM134 99V98H133ZM146 99V98H145ZM157 99V98H156ZM177 99V98H176ZM191 99V100H192ZM232 99V98H231ZM248 99H249V97H248ZM45 100H49L50 102H45ZM70 100V99H69ZM122 100V99H121ZM127 100V99H126ZM132 100V99H131ZM172 100V99H171ZM230 100V99H229ZM233 101L235 100V96H234V99H232ZM247 100V99H246ZM65 101V100H64ZM118 101V100H117ZM116 101V102H117ZM140 101V100H139ZM143 101H144V99H143ZM154 101H156V100H154ZM158 101V100H157ZM159 101H160V99H159ZM207 101H209L208 99H207ZM232 101V102H233ZM58 102V101H57ZM69 102V101H68ZM67 102V103H68ZM115 102V103H116ZM127 102V101H126ZM125 102V103H126ZM131 102V101H130ZM129 102V103H130ZM144 102H147V101H144ZM151 102V101H150ZM152 102H153V100H152ZM161 102V101H160ZM183 102V101H182ZM192 102V101H191ZM249 102V101H248ZM263 102V106L261 107V109L263 108L264 109V100L262 101ZM261 102V103H262ZM61 103H63V102H60V105H61ZM119 103V102H118ZM158 103V102H157ZM157 103H155V104H157ZM198 103V104H199ZM65 104V103H64ZM109 104V103H108ZM117 104V103H116ZM147 104V103H146ZM149 104V107H151V108H155L154 106H159L160 104H157V105H154L153 103H148ZM148 104L145 106V107H147L148 106ZM183 104V103H182ZM195 104V105H194ZM193 105L195 106V107H193V109H195L196 107H197V105L198 104H196V103H194ZM210 105V102H207V104H205V106H207V105ZM251 104V103H250ZM52 105H55V104H52ZM57 105V104H56ZM83 105V106H82ZM114 105V104H113ZM121 105V104H120ZM176 105V104H175ZM192 105V104H191ZM190 105V106H191ZM257 105H258V103H257ZM256 105V106H257ZM261 105V104H260ZM9 106H12V108H8ZM22 106L24 107V106H26V108L24 109V111H21V108H22ZM63 105H61V107H62ZM98 106V107H99ZM142 106V105H141ZM204 106V107H205ZM241 106H243V105H241ZM53 107V106H52ZM55 107V106H54ZM58 107H59V105H58ZM107 107V106H106ZM112 106H110V104L108 105V110L111 108ZM117 107V106H116ZM132 107H134V106H132ZM60 108V107H59ZM92 108H91V111H92ZM102 108V107H101ZM104 108V107H103ZM138 108V107H137ZM151 108H149V111L151 112ZM183 108V107H182ZM188 108V107H187ZM9 109V110H8ZM55 109V108H54ZM54 109H51L52 111L54 110ZM56 109H58L57 107H56ZM73 109H74V107H73ZM78 109H80V107L78 108ZM85 109V110H84ZM116 109H118V108H116ZM131 109V108H130ZM134 108H132V110H133ZM180 109H181V107H180ZM179 109V110H180ZM192 109V110H193ZM249 109V108H248ZM254 109V110H253ZM251 111H252V113L250 114V115H252L253 116V118H256V117H254V114L256 113V111H257V113H258V111H259V109L258 110H256L255 108H253ZM262 109V110H263ZM4 110H7L8 112L6 113V114H3L2 112L4 111ZM33 110H36V113L34 114V116H39V115H43L44 116V113L46 114L47 112V114L45 115V117H44V123L43 124H41L40 122H39V124H38V126H35V127H33V123H35V120L31 123V118H28V115H30V116H32V114H33ZM94 110V109H93ZM99 110V109H98ZM113 110V109H112ZM144 110H145V108H144ZM148 110V109H147ZM165 110H168V112L170 111L168 108L166 109V107H164V111H162V112H165ZM178 110V109H177ZM175 111L176 113L175 114H179V112L181 111H183L182 109L180 110V111ZM201 110H203V109H201ZM56 111V110H55ZM54 111V112H55ZM78 111V110H77ZM110 111L111 110H109V113H110ZM116 111V110H115ZM130 111V110H129ZM140 111H143V110H140ZM140 111H138V113L140 112ZM189 112H190V110H188ZM57 112V111H56ZM75 112H76V110H75ZM96 112V111H95ZM95 112L94 111H92V113L90 112V115L92 114V115H94L95 114ZM123 112V111H122ZM128 112V111H127ZM132 112V111H131ZM144 113H145V111H143ZM156 112V111H155ZM184 112L185 113H183L184 114V116L187 118L186 119V122L188 123V128H190L189 126H191L192 127V122H196L197 123V126L200 124V123H202V121H197V119H195L193 116H191L190 115V113L189 112H186L185 110H184ZM194 112V111H193ZM246 112H248V111H246ZM263 112V111H262ZM107 113V112H106ZM124 113H126V112H124ZM130 113V112H129ZM148 113V112H147ZM154 113V112H153ZM160 113V112H159ZM191 113H192V111H191ZM256 113V114H257ZM86 114V113H85ZM123 114V113H122ZM128 114V113H127ZM134 114V113H133ZM143 114V113H142ZM152 114V113H151ZM154 114H156V113H154ZM157 114H158V112H157ZM193 114V113H192ZM195 114H197V113H195ZM209 114L210 113H206L205 114V119H207L208 118V116H209ZM244 114H245V112H244ZM243 114V115H244ZM246 114H248V113H246ZM91 115V116H92ZM108 115H112V118H109L110 116H108ZM130 116H131V114H129ZM136 115H138L137 113H136ZM141 115V114H140ZM143 115H145V114H143ZM161 115H163V113L161 114ZM194 115V114H193ZM249 115V114H248ZM65 116H67V115H65ZM81 116V115H80ZM80 116H79V118H80ZM102 116V115H101ZM100 116V117H101ZM121 116H123V115H121ZM134 116H135V114H134ZM157 115H155V117H156ZM170 116V115H169ZM173 116V115H172ZM171 116V117H172ZM8 118V123L7 124H3V120L5 119V118ZM42 117V116H41ZM63 117V116H62ZM68 117V116H67ZM70 118H71V116H69ZM73 117V116H72ZM97 117H99V116H97ZM96 117V118H97ZM147 117V116H146ZM159 117H160V115H159ZM163 117V116H162ZM261 117V116H260ZM263 117V116H262ZM32 118H33V116H32ZM43 118V117H42ZM75 118V117H74ZM131 118H133V117H131ZM130 118V119H131ZM148 118H151V116H149L148 115ZM154 118V117H153ZM152 118V119H153ZM164 118H165V115H164ZM164 118H163V120H164ZM173 119H174V117H172ZM172 118H171V123L172 124H176L177 125V128H179L180 127V125L178 124V122H176L175 121V119L174 120H172ZM264 118V117H263ZM263 118H260V119H262L263 120ZM57 119V118H56ZM83 119H84V117H83ZM95 119V118H94ZM120 118H118V120H119ZM144 119V118H143ZM156 119H158L157 121H156V123H158L159 125H162V122H161V118L159 119V118H156ZM169 119V118H168ZM238 120L240 119L239 117L237 118ZM29 120V121H28ZM65 120V121H64ZM75 120V119H74ZM93 120V119H92ZM96 120V119H95ZM94 120V121H95ZM126 120V119H125ZM141 120V119H140ZM146 120V119H145ZM145 120H142L143 122L145 121ZM151 120V119H150ZM165 120H167V119H165ZM253 120H255V119H253ZM261 120V121H262ZM76 121V120H75ZM75 121H73L72 123H75ZM82 121V120H81ZM93 121V122H94ZM99 121H100V119H99ZM120 121V120H119ZM130 121V120H129ZM135 121H137V120H135ZM139 121V120H138ZM147 121V120H146ZM154 121V120H153ZM260 120L258 119V122H259ZM96 122V121H95ZM94 122V123H95ZM118 122V121H117ZM121 122V121H120ZM251 123H252V120L250 121ZM256 121H254L253 123H255ZM48 124V126H52V127H56V125H57V123H63V124H65V125H60L59 127H56L57 129H53V131L52 132H55L53 135H50L49 133H47L46 132V129L44 128V126H45V124ZM87 123V122H86ZM88 123H89V121H88ZM98 123V122H97ZM119 123V122H118ZM117 123V124H118ZM133 123V122H132ZM142 123V122H141ZM140 123V124H141ZM241 123H244L243 121H241ZM92 124V123H91ZM135 124V123H134ZM136 124H137V122H136ZM149 124V123H148ZM217 124H218V122H217ZM73 125V124H72ZM98 125V124H97ZM138 125V124H137ZM145 125V124H144ZM144 125H142V126H144ZM152 125V124H151ZM155 125V124H154ZM16 126H18V127H16ZM58 126V125H57ZM77 126V127H78ZM131 126V125H130ZM129 126V127H130ZM140 127H141V125H139ZM219 126V125H218ZM255 126V125H254ZM16 127V128H15ZM38 127V128H37ZM52 127H51V129H52ZM109 127V126H108ZM107 127V128H108ZM138 128V129H141V128ZM145 127V126H144ZM162 127H163V129H162ZM13 128L15 129L14 131H13ZM152 128V127H151ZM157 128H158V126H157ZM28 129H31V131H32V135L30 136L29 134V132L27 131ZM106 129V128H105ZM109 129V128H108ZM107 129V130H108ZM121 129V128H120ZM191 129V128H190ZM190 129H188V130H190ZM245 129V128H244ZM253 129V128H252ZM255 129V128H254ZM117 131L119 130L118 129V127H117V129H116ZM158 130V129H157ZM161 132H164L165 131V128H164V126L162 125L161 126ZM174 131H173V134H174V136H173V138H174V140L173 139H169L168 138V134L167 133H165V134H163L162 136H163V138H161V140H160V142H164V146L162 145L161 146V148L159 149V147L157 148V150H153V152L152 153H155L156 155H157V157H159L160 159V165H159V163H157L158 165H156V166H154V167H156V168H154L153 167V169H159L158 167H162V164L164 163L165 164V156L167 155V159L168 160H171V161H173L172 163H179V164H181V166L179 167V170L181 171H183V169H184V171L187 169H185L184 167H185V165H183L182 166V161H180L179 160V157H177V156H179L180 154H181V150H182V148H187V146H188V141H195V142H197V143H199V144H195V142L193 143L196 147V149H194V151L195 150H197L198 148L197 147H201L204 143H206V140H207V138L206 137H201V136H199V139L197 140V139H192V140H188V141H183V143L181 144V143H178L177 142V139H175V137L177 138V137H182V135H183V132L182 131H177L176 129H173ZM187 129H185V130H183V131H186ZM209 130H211V129H209ZM122 131V130H121ZM137 132H138V130H136ZM141 131V130H140ZM148 131H149V129H148ZM201 131H203V129H201ZM212 131L214 132V129H212ZM129 132H131V131H129ZM128 132V133H129ZM136 132V133H137ZM152 132V131H151ZM159 132V131H158ZM261 132V131H260ZM115 133H117V132H115ZM132 133V132H131ZM135 133V134H136ZM139 133V132H138ZM146 133V132H145ZM239 133V132H238ZM79 134V135H78ZM98 134V135H97ZM118 134V133H117ZM161 134V133H160ZM172 134V135H173ZM95 135L96 136H98V138L97 137H95ZM104 135V134H103ZM145 135V134H144ZM156 134H154V136H155ZM172 135H170L171 136V138H172ZM197 135H199V133H197ZM92 136H94L93 138V140L91 139V137ZM112 136V135H111ZM126 137H129V136H127V134L125 135ZM142 136V135H141ZM147 136V135H146ZM151 137H153V135L151 136ZM104 138H105V136H104ZM143 138V137H142ZM159 138H160V136H159ZM25 139H27L28 140V143L27 144H25ZM37 139H39L40 140V144H39V146L38 147H32L33 145H35L36 144V141H37ZM81 139V140H80ZM112 139V138H111ZM125 139V138H124ZM190 139V138H189ZM92 140V141H91ZM106 140V139H105ZM122 140V139H121ZM125 140H127V139H125ZM148 140V139H147ZM146 140V141H147ZM55 142L54 144L52 143V142ZM91 141V144H90V146H88V143ZM96 141H98L99 143L98 144H96V145H98L97 147H96V145H94L95 143H97ZM104 141V140H103ZM133 141H137L136 139H133ZM141 141H142V139H141ZM141 141H139V142H141ZM144 141V140H143ZM152 141V140H151ZM6 142V143H5ZM114 142V141H113ZM122 142V141H121ZM157 142V141H156ZM42 143V144H41ZM134 143V142H133ZM132 143V144H133ZM143 143H145V142H143ZM147 143V142H146ZM159 143V142H158ZM16 144H17V146H16ZM81 144V143H80ZM101 144L103 145V143H102V141H101ZM138 144V143H137ZM141 144V143H140ZM157 143H155V145H156ZM161 143H159V145H160ZM163 144V143H162ZM55 145H59V147H56ZM101 145V146H102ZM146 145V144H145ZM149 146L151 145V144H148ZM154 145V144H153ZM194 145H192V146H190L189 147V149L191 148V147H193ZM198 145V146H197ZM77 146V145H76ZM104 146V145H103ZM137 146V145H136ZM136 146H135V148H136ZM110 147V149L108 148V146H107V149H109V150H106L105 148V146H104V148L102 147L101 149L102 150H99L100 151V153L103 155V153H104V151L106 150V151H108L109 153L110 152H112V153H114L115 152V150H114V147H112V144L109 146ZM128 147H130V143L128 142V143H125V141H123L122 142V144H119V151H120V153H121V156H120V160H118V161H115V163H114V165L117 167H115L116 168V170L114 169V171H116V173L117 172H119V171H122L123 170V166L120 164V161L122 160L121 159V157L122 156H125L124 154H126V149L128 148ZM141 147V146H140ZM153 147V146H152ZM151 147V148H152ZM217 147L220 149V151H222V153H224L225 151H227L228 152V150L226 149V147H224V145L223 144H218L217 145ZM41 148V150H42V152H43V154L41 153V154H39V150L38 149H40ZM156 147H154L153 149H155ZM169 148H173L174 149V151L171 153V154H168V149ZM210 148V150H212V151H215V152H217L216 151V148H212V147H209ZM209 148H205V150L207 149H209ZM137 149V148H136ZM136 149H135V151H136ZM141 149V148H140ZM147 149V148H146ZM201 149V148H200ZM27 150H25V152L27 151ZM104 150V151H103ZM148 150V149H147ZM146 150V151H147ZM202 150V149H201ZM206 150V151H207ZM11 151V150H10ZM70 151V150H69ZM102 151V152H101ZM148 151H150V150H148ZM147 151V152H148ZM190 151V150H189ZM193 151V150H192ZM204 151V150H203ZM205 151V152H206ZM209 151V150H208ZM212 151H209V153L210 152H212ZM219 151V155H220V152ZM12 152V151H11ZM143 152H145V151H143ZM28 153V154H29ZM108 153V154H109ZM133 153V152H132ZM132 153H131V155H132ZM149 153H151V151L149 152ZM12 154V153H11ZM28 154H26V156L28 155ZM30 154H29V156H30ZM99 154V153H98ZM104 155V156H109V155ZM115 154V153H114ZM118 154V153H117ZM137 154V153H136ZM136 154H135V156H136ZM155 154H153V155H155ZM218 154V153H217ZM22 155V154H21ZM120 155V154H119ZM128 155V154H127ZM134 155V154H133ZM155 155V156H156ZM222 155H224V154H222ZM99 156H100V154H99ZM117 156V155H116ZM128 156H130V155H128ZM142 156V155H141ZM150 156H152L151 154H150ZM173 156H175L176 157V159H173ZM190 156H191V154H190ZM194 156V155H193ZM21 159L22 158H24L25 156L23 155L22 157L21 156H19ZM31 157V156H30ZM29 157V158H30ZM32 157V158H33ZM97 157V156H96ZM112 157V156H111ZM110 157V158H111ZM131 157V156H130ZM192 157V156H191ZM91 158H93V160H94V162L92 163V159ZM98 158V157H97ZM132 158V157H131ZM141 158V157H140ZM142 158H143V156H142ZM182 158V157H181ZM194 158V157H193ZM28 159V158H27ZM26 159V160H27ZM124 159V158H123ZM183 160H185V158L183 157L182 158ZM192 159V158H191ZM217 159V158H216ZM229 159V158H228ZM29 160V159H28ZM28 160H27V162H28ZM129 160H131L130 158H129ZM129 160H126V161H128L129 162ZM138 160V164H139V159H137ZM23 161V160H22ZM34 161V160H33ZM126 161H125V163H126ZM147 161V160H146ZM26 162V163H27ZM43 162V163H42ZM114 162V161H113ZM127 162V163H128ZM140 162H141V160H140ZM148 162V161H147ZM147 162H145V163H147ZM150 162H153V160L152 161H150ZM155 162V161H154ZM91 163L93 164V165H91ZM124 163V162H123ZM97 164V163H96ZM101 164V163H100ZM100 164H99V166H100ZM155 164V163H154ZM163 164V165H164ZM3 165V164H2ZM37 165V164H36ZM40 165H42V166H44L43 168H42V166H40ZM89 165H91V168H89ZM113 165V164H112ZM126 165V164H125ZM131 165V164H130ZM134 165V167L135 166H137V164L135 163V164H133L132 163V165L131 166H133ZM142 165V164H141ZM9 166V167H8ZM63 166V167H62ZM88 166V167H87ZM98 166V165H97ZM140 166V165H139ZM143 166V165H142ZM141 166V170L143 171V170H146V167L145 166H143L142 167ZM149 166H151L150 164H149ZM148 166V167H149ZM153 166V165H152ZM171 166V165H170ZM173 166V165H172ZM171 166V167H172ZM177 166V165H176ZM201 166V165H200ZM3 167V166H2ZM66 167V166H65ZM113 167V166H112ZM171 167H169V168H171ZM186 167H188V166H186ZM88 168V169H87ZM100 168V167H99ZM103 168V167H102ZM109 168V167H108ZM128 168V167H127ZM132 168L133 167H131V170H132ZM140 168V167H139ZM150 168V167H149ZM148 168V169H149ZM152 168V167H151ZM173 168V167H172ZM176 168H178V167H176ZM176 168H174L173 170H172V172L169 174V176H168V179L170 178L171 180H174L176 177H178V176H175L174 174H176V172L178 173L179 171H176ZM201 168V167H200ZM82 169L81 170H78V171H73L71 174L73 175V174H78L79 172H81L82 171ZM148 169H147V171H148ZM163 169V168H162ZM161 169V170H162ZM168 169V168H167ZM88 170H91V171H88ZM109 170V169H108ZM128 170V169H127ZM178 170V169H177ZM20 171V172H19ZM111 171V170H110ZM126 171V170H125ZM140 171V170H139ZM157 171V170H156ZM155 171V172H156ZM165 171V170H164ZM162 172V174L163 173H165V172ZM168 171V170H167ZM203 171V170H202ZM97 172V171H96ZM194 172L195 171H193V174H194ZM5 173V172H4ZM120 173V172H119ZM122 173V172H121ZM125 173V172H124ZM127 173H128V171H127ZM126 173V174H127ZM149 173V172H148ZM153 173H154V171H153ZM152 173V174H153ZM157 173V172H156ZM155 173V174H156ZM167 173H169V172H167ZM186 173V172H185ZM2 174V173H1ZM7 174V173H6ZM5 174V175H6ZM10 174H8V175H10ZM94 174V173H93ZM98 174V173H97ZM100 174V173H99ZM130 174V173H129ZM151 173H150V175H152ZM160 174H161V172H160ZM4 175V174H3ZM6 176V178L7 177H9V176ZM16 175V176H17ZM35 175V176H34ZM38 175V176H39ZM80 175V174H79ZM96 175V174H95ZM128 175V174H127ZM131 175V174H130ZM137 175V174H136ZM179 175V174H178ZM181 175V174H180ZM182 175H183V173H182ZM205 175H207V174H205ZM1 176V175H0ZM11 176V175H10ZM61 176H62V174H61ZM69 176V175H68ZM78 176V175H77ZM76 176V177H77ZM87 176V175H86ZM99 176V175H98ZM120 176H122V175H120ZM143 176V175H142ZM158 176V175H157ZM164 176V175H163ZM174 176H175V178H174ZM184 176V175H183ZM186 176V175H185ZM14 177V176H13ZM18 177V176H17ZM17 177L15 178L14 177V179H16L17 180ZM60 177V178H59ZM91 177H93L92 175H91ZM106 178H107V175L105 176ZM115 177H116V175H115ZM123 177V176H122ZM134 177V176H133ZM156 177V176H155ZM5 178V177H4ZM5 178V179H6ZM26 178V177H25ZM71 178H72V176H71ZM96 178V177H95ZM104 178V177H103ZM174 178V179H173ZM8 179V178H7ZM6 179V183H9L8 182V180ZM13 179V178H12ZM12 179H10L11 181H12ZM27 179V178H26ZM35 179V178H34ZM38 179H40V178H38ZM54 179V178H53ZM52 179V180H53ZM107 179H109V178H107ZM111 179V178H110ZM126 179V178H125ZM134 179V178H133ZM153 179H154V177H153ZM168 179H167V182H169V181H171V180H169L168 181ZM178 179V178H177ZM15 180V181H16ZM19 180V179H18ZM64 180L65 181H67V180H69V179H67V178H65L64 177ZM99 180H100V178H99ZM98 180V181H99ZM104 180V179H103ZM102 180V181H103ZM115 180V179H114ZM124 180V179H123ZM122 180V181H123ZM129 180V179H128ZM157 180V179H156ZM176 180V179H175ZM182 180H183V178H182ZM200 180V179H199ZM198 180V181H199ZM4 181V180H3ZM21 181H23V180H21ZM41 181V180H40ZM64 181V182H65ZM98 181H96V182H98ZM106 181V180H105ZM109 181V180H108ZM111 181V180H110ZM133 181V180H132ZM135 181V180H134ZM154 181V180H153ZM4 182V183H5ZM50 182V181H49ZM53 182V181H52ZM56 182V181H55ZM59 182V181H58ZM101 182V181H100ZM99 182V183H100ZM112 182V181H111ZM128 182V181H127ZM127 182H125V183H127ZM139 182V181H138ZM182 182V181H181ZM16 184H18L17 183V181L15 182ZM14 183V181H13V183L12 184H15ZM27 183H29L30 184V181L29 182H27ZM83 183H85V182H83ZM90 183V182H89ZM149 183H151V181L149 182ZM153 183V182H152ZM170 183V182H169ZM15 184V185H16ZM41 184H43V183H41ZM95 184H97V183H95ZM95 184H91V186H90V188H88L87 187V189H85V190H83L82 189V192L80 193V194H76V196L77 197H79L80 199H83L84 197H85V199H88L89 200V198H91L93 195H94V191H95V187L97 186V185H95ZM113 184V183H112ZM140 184V183H139ZM157 184V183H156ZM199 184V183H198ZM19 185H21V184H19ZM72 185V184H71ZM84 185V184H83ZM137 186H138V184H136ZM136 185H133V186H136ZM141 185H142V183H141ZM148 185V184H147ZM146 185V186H147ZM161 185V184H160ZM166 185V184H165ZM182 185V184H181ZM196 185V184H195ZM3 186V185H2ZM5 187H10V186H12L11 185V183H9V184H6V185H4ZM24 186H26V185H24ZM24 186H23V188H24ZM39 186V185H38ZM49 186V185H48ZM58 186V185H57ZM56 186V187H57ZM64 186V185H63ZM88 186V185H87ZM100 186V185H99ZM98 186V187H99ZM103 186V185H102ZM111 186V185H110ZM113 186V185H112ZM146 186L144 187L143 186V188H145L146 189V191L150 188H146ZM149 186H150V184H149ZM164 186V185H163ZM178 186V185H177ZM190 186H191V184H190ZM197 186V185H196ZM196 186H195V188H196ZM201 186V185H200ZM31 187V186H30ZM47 187V186H46ZM62 187V186H61ZM60 186H58L57 188H55V190L57 189L58 191H59V189L61 188ZM82 187H85V186H82ZM130 187V186H129ZM132 187V186H131ZM154 187H155V185H154ZM157 187V186H156ZM173 187H174V185H173ZM173 187H171V189H173ZM175 187H176V184H175ZM185 187V186H184ZM198 187V186H197ZM17 188V187H16ZM48 188V187H47ZM47 188H45L46 190H47ZM79 188H81V187H79ZM86 188V187H85ZM113 188V187H112ZM134 188V187H133ZM136 188V187H135ZM143 188H140L139 189V193H140V191H142L141 189H143ZM166 188V187H165ZM165 188H162L161 190H162V192L161 193H163V190L165 189ZM186 188V187H185ZM10 189V188H9ZM64 189H67V188H64ZM128 188L126 187V190H127ZM132 189V188H131ZM167 189V188H166ZM170 189V190H171ZM13 190V189H12ZM11 190V191H12ZM24 190V189H23ZM25 190H26V188H25ZM54 190V191H55ZM80 190V189H79ZM100 191H102L101 189H99ZM116 190H117V188H116ZM124 191V192H129V189L127 190V191ZM138 190V189H137ZM137 190L135 191V193H137L138 194V192H137ZM169 190V189H168ZM176 190V189H175ZM187 190H188V187H187ZM196 190H197V188H196ZM10 191V190H9ZM65 191V190H64ZM97 191V190H96ZM106 191H107V189H106ZM113 191V190H112ZM118 191V190H117ZM131 191V190H130ZM144 191V190H143ZM146 191H144V193L146 192ZM153 191V194L155 193L154 192V190H152ZM192 191V190H191ZM4 192V191H3ZM26 192H29L30 193V191L27 189V191ZM67 192V191H66ZM105 192V191H104ZM111 192V191H110ZM132 192V191H131ZM156 192H157V190H156ZM172 192V191H171ZM196 193V191H194V189H193V193ZM21 193V192H20ZM25 193V192H24ZM63 193V192H62ZM77 193V192H76ZM151 193L152 192H150L149 194L151 195ZM166 193V192H165ZM168 193H169V191H168ZM175 193V192H174ZM195 193L193 194V195H195ZM211 194L210 195H212V192H210ZM0 194H2V193H0ZM4 194V193H3ZM6 194V193H5ZM8 194V193H7ZM10 194V193H9ZM26 194V193H25ZM28 194V193H27ZM69 194V193H68ZM72 194V193H71ZM123 194V193H122ZM127 194V193H126ZM134 194V193H133ZM152 194V195H153ZM156 194V193H155ZM154 194V196H156ZM13 195V194H12ZM29 195V194H28ZM95 195H97V194H95ZM124 195H125V193H124ZM123 195V196H124ZM139 195V194H138ZM138 195L136 196V198L138 197ZM142 195V192H141V194H140V196ZM144 195V194H143ZM143 195L141 196V197H143ZM206 195H208V194H206ZM7 196V195H6ZM39 196V195H38ZM54 196V195H53ZM69 196V195H68ZM99 196H101V197H104V196H107V195H99ZM134 196H135V194H134ZM139 196V197H140ZM148 196V194H146V197ZM154 196H150L151 198L152 197H154ZM157 196L160 198V196H162V194L161 195H158V193H157ZM1 197V196H0ZM5 197V196H4ZM8 197H9V195H8ZM17 197V196H16ZM34 197H36V196H34ZM55 197V196H54ZM96 197H98V196H96ZM96 197H93L94 199L96 198ZM113 197V196H112ZM138 197V198H139ZM141 197L138 199H136L138 202H141ZM163 197H164V195H163ZM201 197H203L202 195H201ZM20 198V197H19ZM74 198V197H73ZM105 198V197H104ZM135 198V197H134ZM145 200H144V202L145 201H147L146 200V198L145 197H143ZM142 198V199H143ZM149 198V197H148ZM155 198V200H157L156 199V197H154ZM158 198V199H159ZM194 198H195V196H194ZM15 199V198H14ZM21 199H23V201H22V203L23 202H26V201H24V200H26L25 199V197L24 198H21ZM55 198H53V200H54ZM84 199V200H85ZM94 199L92 200L94 203L96 202V201H94ZM99 199V198H98ZM98 199H95V200H98ZM101 199V198H100ZM106 199V198H105ZM109 199V198H108ZM153 199V198H152ZM3 200V199H2ZM20 200V199H19ZM50 200H51V198H50ZM53 200H51V201H53ZM60 200V199H59ZM79 200V199H78ZM130 200H132V199H130ZM197 200V199H196ZM1 201V200H0ZM6 201H7V199H6ZM9 201V200H8ZM12 201V200H11ZM10 201V202H11ZM16 201V200H15ZM32 201H33V198H32ZM40 201V200H39ZM42 201H44V200H42ZM42 201H41V203L40 204H42ZM49 201V200H48ZM101 201V200H100ZM150 201V200H149ZM14 202V201H13ZM31 202V201H30ZM45 202H47L46 201V198H45ZM109 202V201H108ZM107 202V203H108ZM132 202V201H131ZM130 202V203H131ZM143 202V201H142ZM143 202V203H144ZM152 202H154V201H152ZM166 202V201H165ZM164 202V203H165ZM186 202H188V201H185V203ZM6 203H8V202H6ZM16 203V202H15ZM22 203H20V204H22ZM84 203V202H83ZM87 203V202H86ZM91 203V202H90ZM93 203V204H94ZM101 203V202H100ZM99 203V204H100ZM102 203H103V201H102ZM136 203V202H135ZM156 203V202H155ZM159 203V202H158ZM162 202H160V204H161ZM170 203V202H169ZM11 204V203H10ZM19 204V203H18ZM19 204V205H20ZM26 204V203H25ZM40 204L39 205H37L38 207L40 206ZM53 204V203H52ZM82 204V203H81ZM92 204V205H93ZM134 204V203H133ZM149 204V203H148ZM157 204V203H156ZM168 204V203H167ZM175 204H177V207H176V210L174 211V212H171L170 213V215L172 216V218L174 217V219L172 220L171 218H169V217H167V216H163V217H161L159 220H158V222H156V225L155 224H153L152 226V228H149V230H147V231H149V232H147V231H145V232H147V233H144V232H142L143 230H141V232H138V233H140V234H138V236L140 237V236H142V238H143V236L144 237H146L147 238V235L146 234H148V233H150V231H154L155 230V228L157 229V228H162V227H164L165 226V228L168 226L169 227V229H171L170 231H171V233L168 231V233H167V235H165L166 233L164 232V231H162V229L160 230V231H158V233L156 234L155 233V236L154 237H151L150 239L152 240V239H157V240H164V243H165V241H168V243H170L169 242V240L168 239H170V240H172L173 238L175 239V240H182V239H185V238H187L188 240H193V239H195V233L192 235V236H188V237H186V232H188V231H191L192 229H194V228H196L197 227V223L195 224H193V225H191L190 226V224L187 226V223H188V221H189V218H190V216L192 215V213H191V209L194 211V208L195 207H191V208H189V209H187L186 211H182V209L184 208V205H182V204H179L178 203V200H176L175 201ZM199 204V203H198ZM4 205H6L5 204V201H4ZM17 205V204H16ZM19 205H17L18 206V210H19ZM27 205V204H26ZM31 205V204H30ZM33 205V204H32ZM51 205V204H50ZM71 205H72V203H71ZM83 205V204H82ZM91 205V206H92ZM107 205H110V204H107ZM123 205V204H122ZM163 205V204H162ZM2 206V205H1ZM7 206V205H6ZM13 206V205H12ZM22 206V205H21ZM21 206H20V208H21ZM29 206V204L27 205V207ZM36 206V205H35ZM80 206V205H79ZM106 206V205H105ZM104 206V207H105ZM135 206V205H134ZM137 204H136V209H137ZM139 206H141V205H139ZM147 206H149V205H147ZM156 205L154 204V207H155ZM172 206V202L170 203V207ZM193 206H195V205H193ZM9 207V206H8ZM14 207H15V205H14ZM44 208H45V206H43ZM49 207V206H48ZM59 207V206H58ZM85 207V206H84ZM88 207H90V206H88ZM100 207V206H99ZM108 207V206H107ZM116 207V206H115ZM132 207H133V205L132 206H130V207H128L127 209L125 208V211H124V214L123 215H125V214H127L128 215V217L130 218V217H132V215H133V211H135L136 209L135 208H133L132 209ZM154 207H152V208H154ZM166 207H168V206H166ZM169 207V208H170ZM33 208H36V207H33ZM32 208V209H33ZM106 208V207H105ZM109 208V207H108ZM150 208V207H149ZM148 208V210L150 211V210H152V209H149ZM160 208V207H159ZM201 208V207H200ZM7 209V208H6ZM6 209H4V210H6ZM9 209V208H8ZM8 209L6 210V213H7V211H8ZM26 209V208H25ZM37 209H39V208H37ZM41 209V208H40ZM81 209V208H80ZM86 209V208H85ZM84 209V210H85ZM104 209V208H103ZM113 209H114V207H113ZM162 209V208H161ZM163 209H165V208H163ZM202 209V208H201ZM206 209L207 208H204L203 210H205L206 211ZM17 210V211H18ZM35 211H36V209H34ZM33 210V211H34ZM46 210V209H45ZM50 210V209H49ZM71 210V209H70ZM75 210V209H74ZM78 210V209H77ZM76 210V211H77ZM86 210H88V209H86ZM96 210H98V208L96 209ZM102 210V209H101ZM154 210V209H153ZM10 211V210H9ZM8 211V212H9ZM42 211V210H41ZM41 211L39 212V214H41ZM105 211V210H104ZM113 212H115L114 210H112ZM111 211V212H112ZM137 211V210H136ZM162 211V210H161ZM203 212L204 213V215L206 214V212ZM12 212V211H11ZM28 212V211H27ZM31 212V211H30ZM43 212L44 211H42V217H43ZM67 212V211H66ZM74 212L75 211H72V213L70 214V213H68L70 216H72V215H74ZM86 212V211H85ZM84 212V213H85ZM96 212V211H95ZM102 212V211H101ZM100 212V213H101ZM110 212V213H111ZM112 212V213H113ZM143 212V211H142ZM154 212V211H153ZM156 212V211H155ZM160 212V211H159ZM158 212V210H157V212L154 214V215H152V217L154 218V217H158V215L160 214ZM13 213H14V211H13ZM12 213V214H13ZM32 213H34V212H32ZM35 213H37V212H35ZM34 213V214H35ZM76 213H78V212H76ZM88 213V212H87ZM94 213V212H93ZM99 213V214H100ZM111 213V215H113ZM128 213H130V214H128ZM139 213H141V212H139ZM164 213V212H163ZM188 213H191V215H189ZM38 214V213H37ZM37 214H35L36 216H38ZM82 214V213H81ZM98 214V215H99ZM105 214V213H104ZM144 214H145V212H144ZM144 214H142L143 215V217L145 216ZM148 214V213H147ZM149 214H152V211H150V213ZM148 214V215H149ZM165 214V213H164ZM194 214V213H193ZM199 214H200V212H199ZM8 215H9V213H8ZM28 215H29V212H28ZM33 215V214H32ZM30 216L29 217V219L27 220V222H26V224H25V228H27V225L28 224H32L33 225V222L31 221V220H34V219H31L30 220V218H33L34 216ZM40 215V216H41ZM50 215V214H49ZM83 215V214H82ZM169 215V216H170ZM196 215H198V214H196ZM207 215V214H206ZM215 215V214H214ZM4 216V215H3ZM25 216H27V213L26 212H24L23 210H22V214L21 215H19L18 217L19 218H17L18 220H16L17 222L19 221H21V220H23L24 219V217ZM40 216H39V218H40ZM60 217L62 216L63 218L65 217V216H67L65 213H63L62 212V214L61 215H59ZM59 216H57V217H59ZM69 216V217H70ZM83 216H86V215H83ZM103 216H105V218H103V219H106V217L108 216V213L107 214H105V215H103ZM200 216H201V214H200ZM199 216V217H200ZM2 216L0 215V218H1ZM48 217V216H47ZM56 217V218H57ZM68 217V218H69ZM95 217V216H94ZM101 217V216H100ZM109 217V216H108ZM107 217V218H108ZM137 217H138V215H137ZM146 217V216H145ZM4 218V220L3 221H1L0 220V223H2L3 225H4V227H2V228H0V236H2V234H4V236H5V234H6V232L8 233V239H3V240H5V243H6V245H9V247H10V245H11V243H12V240H16V242L18 243H20V240L21 239H23V237H20L19 235H18V233H19V231H20V228H19V222L17 223L16 221H11L12 219L10 218V217H7V218H5V217H3ZM9 218L11 219V220H9ZM35 218V217H34ZM38 218V217H37ZM49 218V217H48ZM63 218H60V220L61 219H63ZM67 218V219H68ZM81 218H82V216H81ZM80 218V219H81ZM110 218V217H109ZM112 218V217H111ZM142 218V217H141ZM148 219H149V216L147 217ZM100 219V218H99ZM98 219V220H99ZM120 219V218H119ZM118 219V220H119ZM193 219V218H192ZM191 219V220H192ZM198 219H200V218H198ZM39 220H41V218L39 219ZM59 219H57L56 221H58ZM59 220V221H60ZM121 220H122V218H121ZM129 220V219H128ZM139 220V219H138ZM137 220V221H138ZM150 220H152L151 219V216H150ZM194 220L196 221V217L194 218ZM44 221V220H43ZM47 221V220H46ZM63 221V220H62ZM79 221V220H78ZM88 221H91V220H89L88 219ZM87 221V222H88ZM97 221V220H96ZM104 221V220H103ZM103 221H101V222H103ZM106 221V220H105ZM104 221V222H105ZM148 221V220H147ZM156 221V220H155ZM199 221V220H198ZM215 221V220H214ZM65 222V221H64ZM67 222V221H66ZM76 223H77V221H75ZM86 222V221H85ZM154 222V221H153ZM164 222H168V224L166 225V223H164ZM192 222L193 221H191V224H192ZM40 223V222H39ZM41 223H42V221H41ZM43 223H45V221L43 222ZM63 223V222H62ZM94 225H95V219H94ZM98 224L97 225H95L96 227H94L93 228V230H104V234L106 233V232H108V227H106L105 225H104V227H103V224L102 223H100L101 225L99 226V222H97ZM149 223V222H148ZM163 224L162 226H159V224ZM209 223V222H208ZM217 223V222H216ZM18 224V225H17ZM38 224V223H37ZM68 224V223H67ZM75 224V223H74ZM73 224V225H74ZM86 224V223H85ZM90 224V223H89ZM106 224V223H105ZM125 224V223H124ZM214 224V223H213ZM39 225V224H38ZM46 225V224H45ZM50 225V224H49ZM55 225V224H54ZM59 225V224H58ZM72 225V224H71ZM88 225V224H87ZM92 225V224H91ZM91 225H88L87 227H84V229H83V231H84V233H85V228L87 229L89 226L91 227ZM93 225V226H94ZM209 225H211V222L209 223ZM61 226V225H60ZM75 226V225H74ZM76 226H77V224H76ZM92 226V227H93ZM157 226V227H156ZM207 226V225H206ZM14 227L17 229V231L15 232L14 231ZM34 227V226H33ZM36 227H37V225H36ZM51 227V226H50ZM81 227H83L82 225H81ZM136 227H138V226H136ZM208 227V226H207ZM40 228V227H39ZM41 228H42V226H41ZM56 228L58 229V226L57 225H55V226H52V230H56ZM61 228V227H60ZM62 228H63V226H62ZM77 228H80V226L78 227L77 226ZM106 228H107V230H106ZM113 228V227H112ZM115 228H117V227H114V229ZM135 228V227H134ZM213 228H214V226H213ZM215 228H216V226H215ZM38 229V228H37ZM48 229H49V227H48ZM51 229H49V230H51ZM91 230H92V228H90ZM168 229V230H169ZM203 229H204V227H203ZM49 230H48V232L47 233H53V232H49ZM51 230V231H52ZM65 230V229H64ZM90 230V231H91ZM105 230H106V232H105ZM109 230H110V232H112L113 231V229H110L109 228ZM134 230V229H133ZM136 231H138L139 230V227L138 228H136L135 229ZM177 230H179V232H180V235L179 236H176V231ZM215 230V229H214ZM14 231V232H13ZM41 231V230H40ZM40 231H38V232H40ZM45 231V230H44ZM43 231V232H44ZM47 231V230H46ZM79 231V230H78ZM76 232L78 235H79V233L80 232ZM81 231V230H80ZM89 230H88V233L90 232ZM118 231H119V228H118ZM136 231H135V233H136ZM156 231V230H155ZM33 232V230H31V228H28L27 229V236H28V239H29V241H28V243H30L32 240V236L35 234H33L32 233ZM72 232H73V230H72ZM93 232V231H92ZM114 232V231H113ZM157 232V231H156ZM12 233H16V234H12ZM62 233H64V231L62 230V231H55V235H53L52 236V240L53 241H56L57 239H58V237L61 235L62 236ZM75 233V234H76ZM82 233V232H81ZM84 233L83 234H81V235H84ZM91 233V232H90ZM101 233H103V231L101 232ZM100 233V234H101ZM109 233V232H108ZM119 233H120V231H119ZM118 233V234H119ZM132 233V232H131ZM144 233V234H143ZM44 234H46V233H44ZM75 234H74V237H75ZM87 234V233H86ZM85 234V235H86ZM95 234L97 235V233L95 232ZM94 234V235H95ZM99 234V233H98ZM103 234V235H104ZM110 234V233H109ZM108 234V235H109ZM115 234V233H114ZM117 234V233H116ZM115 234V236H117ZM151 234V233H150ZM16 235H18V236H16ZM69 234H67V235H65V239L66 238H68L67 236H68ZM80 235V236H81ZM88 235H90V234H87V236ZM92 235V234H91ZM95 235V236H96ZM102 235V236H103ZM106 235H107V233H106ZM106 235H104V236H106ZM125 235V234H124ZM124 235H123V237H124ZM126 235H128V234H126ZM212 235V234H211ZM10 236V237H9ZM35 236V235H34ZM33 236V237H34ZM37 236V235H36ZM47 236V235H46ZM79 236V237H80ZM94 236V237H95ZM101 236V235H100ZM110 236V235H109ZM114 235L112 234V236L111 237H113ZM129 236V235H128ZM48 237V236H47ZM69 237L71 238V240L73 241V236L71 237V235H69ZM83 236H81V238H82ZM85 237V236H84ZM91 237V236H90ZM97 237H99V236H97ZM96 237V238H97ZM108 237V236H107ZM119 237V236H118ZM132 237H134V236H132ZM149 237V236H148ZM1 238V237H0ZM50 238H51V236H50ZM55 240H54V239ZM86 238H88V239H90L89 237H86ZM86 238H85V245L84 246H86L87 244H88V242L86 241ZM93 238V237H92ZM100 238V237H99ZM136 238V237H135ZM141 238V237H140ZM139 238V239H140ZM121 239V238H120ZM123 240H122V242L124 243V241H127L128 239H130V237H124V238H122ZM149 239V240H150ZM227 239V238H226ZM48 240V239H47ZM61 240V239H60ZM63 240V239H62ZM61 240V241H62ZM91 241L93 240V239H90ZM94 240H96L95 238H94ZM102 240H104V239H101V242H102ZM108 240V241H107ZM106 241L107 242H109V239H107ZM113 240V239H112ZM115 240H116V238H114V242H115ZM134 240V239H133ZM45 241H46V239H45ZM51 241V240H50ZM53 241H51V242H53ZM68 241V242H67ZM66 242L67 243H69L70 242V240H67ZM75 241H76V239H75ZM74 241V242H75ZM84 241V240H83ZM89 241V240H88ZM90 241V242H91ZM97 241H98V238H97ZM96 241V242H97ZM106 241H103L104 242V244H105V242ZM141 241H143V240H141ZM0 242L1 243H3L1 240H0ZM40 242H42V239L40 238ZM47 242V241H46ZM86 242H87V244H86ZM106 242V243H107ZM114 242H113V244H114ZM118 244H119V240L118 241H116ZM146 242H148V239H147V241ZM18 243V244H19ZM39 243V242H38ZM57 243H58V241H57ZM73 242H71V244H72ZM94 243H95V241H94ZM116 243V244H117ZM123 243L122 244H120V245H123ZM138 243H140V241H138ZM137 243V244H138ZM198 244H202L203 243V241L201 240V241H198L197 242ZM31 244V243H30ZM47 244H49V243H47ZM46 244V245H47ZM54 244V243H53ZM56 244V243H55ZM54 244V245H55ZM59 244V243H58ZM64 244H66V243H64ZM74 244V243H73ZM101 244V243H100ZM109 244H111V240H110V243ZM109 244H107V245H109ZM2 245V244H1ZM3 245H5V244H3ZM17 244H15V246H16ZM45 245V246H46ZM69 245V244H68ZM77 245V244H76ZM92 245H94L93 243H92ZM106 245V246H107ZM134 246V244H131V245H129V246ZM44 246V245H43ZM42 246V247H43ZM53 246V245H52ZM52 246H50V247H52ZM69 246H73V245H69ZM75 246V245H74ZM97 246V245H96ZM104 246V245H103ZM112 245H110V246H107V247H111ZM170 246H171V244H170ZM41 247V248H42ZM49 247V248H50ZM63 247H65V246H63ZM68 247V246H67ZM76 247V246H75ZM87 247V246H86ZM93 247V246H92ZM100 247V246H99ZM101 247H102V245H101ZM135 247H137V245L136 246H134V248ZM2 248V247H1ZM0 248V249H1ZM6 248H8V246L6 247H4V249H5V251H6ZM11 248V247H10ZM41 248H40V250H41ZM55 248V247H54ZM58 248V247H57ZM73 248V247H72ZM72 248H71V250H72ZM81 248L83 249V246H81ZM80 248V249H81ZM97 248V247H96ZM103 248V247H102ZM101 248V249H102ZM116 248H118V247H116ZM116 248H115V250H116ZM121 248H122V246H121ZM123 248H126V247H123ZM122 248V250L121 251H123L124 249ZM129 248H133V247H129ZM128 248V249H129ZM133 248V249H134ZM4 249H3V252H4ZM12 249V248H11ZM16 249V248H15ZM36 249V247L35 248H33V250H35ZM60 249V248H59ZM74 249V248H73ZM104 249H105V247H104ZM127 249V250H128ZM154 249V248H153ZM20 250H22V249H20ZM19 250V251H20ZM50 250V249H49ZM49 250H47V251H49ZM56 250V249H55ZM63 250V249H62ZM71 250H70V253H71ZM100 250V249H99ZM98 250V251H99ZM106 250V249H105ZM108 250V249H107ZM118 250V249H117ZM126 250V251H127ZM151 250V249H150ZM226 250V249H225ZM9 251H11V250H9ZM32 251V250H31ZM28 252V253H32V252ZM38 251H39V248H38ZM43 251V250H42ZM42 251H39V252H42ZM46 251V252H47ZM61 251V250H60ZM69 251V250H68ZM97 251V252H98ZM103 251V250H102ZM126 251H124L125 252V254H126ZM129 251V250H128ZM155 251V250H154ZM163 251V250H162ZM161 251V252H162ZM213 251H215V250H213ZM1 253H2V251H0ZM22 252V251H21ZM38 252V253H39ZM45 252V251H44ZM120 252V251H119ZM124 252H123V255H124ZM131 252V251H130ZM133 252V251H132ZM153 252V251H152ZM161 252H159V253H161ZM0 253V254H1ZM20 253V252H19ZM37 253V254H38ZM60 253V252H59ZM69 253V252H68ZM106 253V252H105ZM122 253V252H121ZM11 254V253H10ZM18 254V253H17ZM37 254H35L34 256L31 254V256L29 257V259L31 258V259H34V260H36L35 258L36 257H38L37 256ZM40 254V253H39ZM46 254H49V253H45L44 255H46ZM110 254H111V252H110ZM115 254H119V253H117V252H115ZM148 254H149V252H148ZM151 254V253H150ZM158 254V253H157ZM242 254V253H241ZM240 253H237V252H235V258L234 259H232V264H245V263H243V261H242V255H241ZM21 255V254H20ZM42 255H43V253H42ZM41 255V256H42ZM50 255V254H49ZM66 255V254H65ZM69 255H71V254H69ZM99 255V254H98ZM114 254H112V256H113ZM122 255V254H121ZM152 255V254H151ZM40 256V257H41ZM57 256V255H56ZM78 256V255H77ZM102 256V255H101ZM128 256V258L126 259V260H124L123 259V262L122 263H120L122 260H120V262H118L119 264H132V262L130 263L129 261L131 260H133V259H136V257L134 256V255H132V253L131 254H128L127 255ZM127 256H125V257H127ZM15 257V256H14ZM17 257V256H16ZM18 257H20L19 256V254H18ZM18 257L16 258V259H18ZM45 257V256H44ZM62 257V256H61ZM66 257V256H65ZM103 257H105V255H103L102 256V258L101 259H104V261H105V258H103ZM119 257H121V256H119ZM123 257V256H122ZM158 257V256H157ZM12 258V257H11ZM27 258V257H26ZM39 258V257H38ZM43 258V256L40 258V260ZM68 258V257H67ZM72 258H74V257H71V259ZM94 258V257H93ZM113 258H114V256H113ZM159 258H160V256H159ZM158 258V259H159ZM10 259V258H9ZM14 260V261H16L17 262V260ZM28 259V260H29ZM49 259H51L50 257H49ZM64 259H66V258H64ZM70 259V258H69ZM69 259H66L67 261L69 260ZM75 259H77V258H75ZM75 259H73V260H75ZM115 259V258H114ZM117 259H118V257H117ZM169 259V258H168ZM218 259V258H217ZM43 260V259H42ZM52 260V259H51ZM61 260V259H60ZM73 260L71 261V262H73ZM83 260V259H82ZM113 260V259H112ZM111 260V261H112ZM116 260V259H115ZM115 260H114V264H115ZM157 260V259H156ZM155 259H154V261H156ZM161 259H159V261H160ZM12 261V260H11ZM102 261V260H101ZM194 261V264H207V262H209L210 261V259L208 260V261H206V262H202V261H197V260H193ZM217 262L215 263V264H222V262L218 259V260H216ZM0 262H1V260H0ZM36 262H38V261H36ZM40 262V261H39ZM39 262L37 263V264H39ZM66 261H64V263H65ZM75 262V261H74ZM113 262V261H112ZM138 262V261H137ZM140 262V261H139ZM151 261L149 260V264H152V262L150 263ZM158 262V261H157ZM164 262H165V259L164 260H161L159 263H156V264H164ZM172 262V260H171V258H170V262H168V264H173V263H171ZM173 262H175V261H173ZM211 262V261H210ZM209 262V263H210ZM57 263V262H56ZM63 263V262H62ZM67 263H69V262H67ZM77 263V262H76ZM79 263V262H78ZM77 263V264H78ZM104 264V262L102 261L100 264ZM111 263V262H110ZM192 263V262H191ZM24 264V263H23ZM28 264V263H27ZM42 264V263H41ZM72 264V263H71ZM73 264H75V263H73ZM80 264H82L81 262H80ZM84 264V263H83ZM113 264V263H112ZM138 264V263H137ZM190 264V263H189Z\"/></svg>", "mask_w": 264, "mask_h": 264}, {"label": "snow or ice", "instance_id": "obj_3", "mask_svg": "<svg viewBox=\"0 0 264 264\" xmlns=\"http://www.w3.org/2000/svg\"><path fill=\"white\" fill-rule=\"evenodd\" d=\"M61 0H57V3H60ZM63 2H65V4L67 5V3L69 2V0H63ZM72 7L69 9L67 6L65 7V11H69L70 14L75 17L76 21H77V27H83V23H81V21L79 20V15H83L84 13H86L88 11V8L91 4V0H70ZM81 3H83V8L81 9ZM100 3L103 5L104 10L107 11L110 7H115V4H109L108 0H100ZM248 0H239V2L237 3V0H231L230 3H227V5L225 4V0H220V8H224V7H228V8H239V12L236 14V17H234L235 20V24L239 25L240 24V20L238 19L240 13H242L244 11V7L243 6H247ZM195 7H196V2L195 0H193V2L190 4V8L193 9V15H195ZM41 8L43 9V7L41 6ZM77 9H80V13L79 15H77ZM206 11H210V9H206ZM179 15H183L182 12L178 13ZM41 15H43V12H41ZM90 20V18H89ZM208 21V17L205 16V20L204 22L207 23ZM113 23H116L115 21H113ZM225 25L229 23V21L227 20V17L225 16V21H224ZM97 24H99L100 27H102L103 25L100 24L99 21H97ZM28 25L25 23L24 27H27ZM121 28H123V24L120 25ZM166 27V25H165ZM42 28V27H41ZM216 29H221V34L217 37L219 38V40L227 42V40L231 39V37L225 36L223 33L227 32L228 29L224 26H222L219 22H217L216 24ZM216 29H212V33L213 35L216 34ZM177 30L179 33H183L185 30L182 26H177ZM189 30H191V28H189ZM249 31H251V29H248ZM205 32V37L207 39V35H208V30L204 29ZM236 34H238V28L236 29ZM253 35L255 36L256 33H253ZM79 36V33L77 32H73L72 35L69 37V40L66 41V44L70 43L71 40H77V37ZM180 39H184V36H179V38L177 39V45H179V40ZM243 39V38H242ZM77 43H79V40H77ZM186 44H188V48L191 49L192 47H194L195 42H191L189 43L188 41H185ZM249 45H246L245 47L248 48L247 51V57H248V61H245L244 58V54L242 53H237V58L240 60L241 65H243V68H247L249 70L248 74L251 75L252 73H256V77L255 79H253L249 84H248V88L249 90L252 89V85L255 84L256 79H260L262 77H264V51H261L262 48H264V43L261 42V40L259 38H257L254 41H250ZM73 50H75V46H73ZM157 51H159V49H157ZM230 51V49H225V52L228 53ZM61 54H63L64 49L61 48L60 49ZM199 52H203V48H198L197 49V53ZM197 53H193L192 54V58L194 59L196 57ZM15 55V52H9L8 56H12ZM185 55H187V53H185ZM65 59H67V57H65ZM6 60L7 57H5L3 50L0 49V65H5L6 64ZM230 66H231V62H230ZM184 68H187V65H183ZM243 68L241 69V73L243 72ZM13 68H9V67H4V68H0V77H3V80H7V75H5V73H11L13 70ZM163 71V69H157V72ZM188 71H191V68H188ZM205 71V69L203 68V66L200 69L201 74ZM29 74H31V70H29ZM168 75H171V73H167ZM152 79L155 80L156 76L155 74L152 75ZM162 79V78H161ZM18 81L13 80L11 83H8L5 91H11L14 86L16 85ZM29 83H31L29 81ZM121 83H123V80H121ZM159 83V82H158ZM201 83H203V81H201ZM132 88H135L136 85L133 84L131 85ZM176 91L178 92L179 89L181 87H183V85H175L173 86ZM148 91H151V89L149 88ZM238 91V89H237ZM173 93V88H167V91L163 92L160 94V105L157 109V112H162L164 111V105L169 103V96L172 95ZM24 95H28V90L26 89L23 93ZM153 95H155V93H153ZM252 95L255 97V92L252 93ZM187 96V94H186ZM186 96H185V100H186ZM205 96H207V99H212L211 96H208L207 93H205ZM87 98V97H85ZM223 98V97H221ZM199 99V97L197 96V100ZM207 99L204 100L203 102H201L200 104L197 105V107L193 110L194 113H197L196 119L197 121H203V123H201L199 126H197V123L194 121L192 122V127L190 130L188 131H183L185 129H188V123L186 122V117L184 116V114L181 112L180 114L177 115L176 120L178 122V124L180 125L179 128H177L176 124H172L171 123V117H169L168 120H161L164 128L167 130L169 135H172L173 129H176L177 131H182L183 135L182 137H177V142L178 143H183V140L188 139V137H193L194 139H199V136H205L207 138L206 143H204L202 145V148H216V151L219 152L220 149L217 147L218 144H223L224 147H228V141H229V137H231L233 135V133L237 132V129H241L245 127V124H247V130H251L252 125L251 123H249V121L251 120L250 115H243L245 109L248 107V104L245 103V97L244 95H238L235 97V100L233 102H230L228 99L224 100V104L227 106L225 108V106H221V105H213L210 106L208 108H205V104H207ZM196 101H193V103H195ZM135 103V101H134ZM153 103H156L155 101H153ZM243 105V106H241ZM55 106V105H53ZM107 106V105H105ZM219 109L218 111L216 109ZM203 109V110H201ZM173 111H176L177 108L176 106L173 107L172 109ZM136 112L139 111V109L135 110ZM206 113H210V115L208 116L207 119H205V114ZM135 114V113H134ZM165 115H167V113L165 112ZM145 116H147V110L145 109ZM39 117V116H38ZM37 117V118H38ZM240 118L239 120L237 118ZM137 119H139V116H136ZM38 120V119H37ZM41 124L44 123V118L43 119H39L38 120ZM241 121H243L244 123H241ZM71 118H69L66 121V124H71ZM217 122L219 124V126H217ZM8 123V118L6 117L3 120V124H7ZM264 125L261 124H257L256 127H262ZM109 127L111 128L110 132H106L105 136H111L112 133L116 132V128L115 127H111V125H109ZM119 127L122 128L123 130L114 137V139L116 141H119L120 138L124 135H126L129 131L130 128H124L123 127V123L119 124ZM137 127H139V125H137ZM201 129H203V131H201ZM209 129H214L213 131H210ZM15 129L13 128V131ZM142 132H147L148 136L152 135L151 131H148V126L146 125L145 128L141 129ZM72 132L75 133L76 132V128L72 129ZM197 133H199V135H197ZM131 138V137H129ZM103 141V137L101 138ZM137 139H139V137H137ZM145 139H147V136L145 137ZM25 144L28 143V140L25 139ZM53 144L55 143L54 141L52 142ZM125 143H127V141H125ZM40 144V140L37 139L36 144L33 145L32 147H38ZM3 145L0 144V147H2ZM56 147H59V145H55ZM107 146V144H105V147ZM117 147H119V144H117ZM194 147V146H193ZM135 148V143H133L132 146L128 147L125 151L127 154H131L134 151ZM174 151L173 148H169L168 149V154H171ZM181 155L184 156L186 159L184 161H182V163H186L188 165L187 169H186V173L188 174V182L189 184H191L192 187H195V180L196 179H201L202 180V184L201 187L197 189L196 191V197L197 200H199L200 203H204L207 204L208 203V199H219L221 194L219 192H217L216 197H209L207 199H201V195L205 190V187H207L211 192H216V181L220 180V175L219 173H217L216 171H214L216 165L215 163H213V161L215 160V153H208V152H201V151H197L195 152V159H191L190 157V153L188 151L187 148H182L181 150ZM261 158H264V153H261ZM141 153H138L136 156H133L131 163H135L137 159H140ZM0 159H3V156H0ZM124 159H127V155L124 157ZM152 159H155V157L153 156ZM173 159H176L175 156H173ZM197 161H199V164L197 163ZM6 162V161H5ZM156 163H159V161L157 160ZM172 163L171 160L167 159V155L165 156V169H167V167ZM200 165H203L204 169H206V171L209 173L208 176L205 177L204 172L201 171ZM139 165H137V170L139 169ZM239 167L241 169V171L244 170V161L243 159H241ZM193 170H195V173L193 174ZM221 172H224V169L221 168L220 169ZM156 175L160 176V172L157 171ZM168 173L165 172L164 176H167ZM161 178L163 179V176H161ZM173 183H175L176 185H178L176 187V191L175 193L171 194V195H167L162 194V195H166V198L168 199L169 202L172 201H176L178 200L179 204L184 205V208L182 209V211H186L187 209L193 207V205H196L197 210L201 213V216L203 217V210L199 208V205L197 204L196 200H193V192L188 189L185 190L184 185L180 184L179 178L174 181ZM221 183H223V181H221ZM173 187V184H168V188ZM233 191H235V189H233ZM185 201H189L190 203H185ZM27 203V202H26ZM41 207H43L41 205ZM177 204L173 203L171 208H170V212H174L176 210ZM211 210V209H210ZM29 211H31V209H29ZM121 211H123V209H121ZM238 211V209H237ZM107 214V213H106ZM189 215H191V213H188ZM117 215H120V212L117 213ZM91 218V213H89L88 217H85V219H90ZM79 219V213H76L73 217L72 220H77ZM126 219V218H125ZM174 219V217H173ZM219 219V225L216 226L215 230L212 228V226H209L207 229H202L201 225L203 224V219H201L200 221H197V227L192 229L191 231L186 232V237L188 236H192L195 233V239L193 240H188L187 238L182 239V240H175L174 238L172 239V243L171 246H169L167 243H163L160 240H156V239H152L148 242H140L137 247L135 249H133V253L132 255H134L136 257V259L132 260V264H137V260L142 261L143 264H148L149 260H153V259H157V253L153 252L152 255L148 254V249L149 248H157L158 246H162L163 251L161 253H159L160 258L165 259V264H168V258H171V260L176 261V264H189V261L191 260H197V261H202V262H206L209 259L211 260L212 264H215L216 259L218 258L222 264H231L232 259L235 258V253L233 252V245H230L229 242L227 241L226 237L229 235L230 230L227 227H223L225 221L223 219H220L219 216H215L213 217V220ZM28 220V217L25 216L23 220H21L19 222V228L20 231L18 233V235L20 237H23V239L20 240V243L17 245L16 249L13 250H18L19 248H25L26 252L21 254L20 257L18 258L16 264H23V261L26 259V256L28 254V252L31 251V249H33L36 246V242L39 240V236H34L32 238V243L29 244L28 243V236H27V229L28 228H32L33 225L32 224H28L27 228H25V224ZM241 220H243V217H241ZM84 224V220H79V224H77V226L79 227L80 225ZM4 227V225L2 223H0V228ZM222 228V230H221ZM243 231L245 232V234L250 231V226L245 223L242 225ZM257 230H259V225H257ZM57 231H59V229H57ZM162 231H164L165 233H167V229L162 227ZM212 235H210V233H213ZM67 233V228L65 229V234ZM53 235H55V233H53ZM121 239L123 238V233H119L118 234ZM132 236H136V240L133 239H128L127 241H124L123 245L121 246H126V245H130V244H135L137 243V240H139V237L136 235L135 231H133L131 233ZM152 237L155 236V231H153L150 234ZM180 232L179 230L176 231V236H179ZM5 239L8 238V234L6 232L5 234ZM61 239H63V236H61ZM203 241L202 244H198V241ZM82 241V242H81ZM79 244H83V240L82 238L80 240L77 241ZM13 244L16 243L15 240L12 241ZM51 243V242H49ZM97 248H92L91 244L88 245L87 247H84L83 251L80 252L79 256L77 257V259H85L87 260V258L89 257H93L95 256L94 259H91L90 261H88V264H97V260L100 259V255H105L106 257V264H110V261L112 260V256H108L107 254L103 253L102 250H100V255H97V249L99 248V244L100 242L97 241ZM238 246V245H237ZM116 248V245H112L111 247L108 248L109 252H114V249ZM226 249V250H225ZM215 250V251H213ZM15 251H13V254L15 253ZM166 253V256H164V254ZM33 256L35 255L34 252L31 253ZM65 254H68L67 252ZM75 254V250H73V253ZM30 264H36L35 260L30 261Z\"/></svg>", "mask_w": 264, "mask_h": 264}]
</instances>
